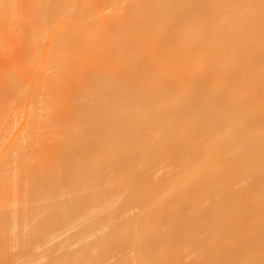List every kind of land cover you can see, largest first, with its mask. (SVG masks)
<instances>
[{
    "label": "rangeland",
    "instance_id": "obj_1",
    "mask_svg": "<svg viewBox=\"0 0 264 264\" xmlns=\"http://www.w3.org/2000/svg\"><path fill=\"white\" fill-rule=\"evenodd\" d=\"M49 1H51V2H49V3H51V6H50V4H47V7H49V8H51L53 5H55V1L56 2H58L57 4H62V2H61V0H55V1H53V3H52V0H49ZM62 1H64L65 3H64V5L65 4H67L68 5V1L69 0H62ZM66 1H67V3H66ZM82 1H84V0H78L77 2L79 3L80 2V4H82V5H80V7H78L79 5H77V6H75V7H78V8H75L73 5L72 6H70L71 4H72V1L70 0V2L69 3H71L70 5H68L69 6V8H68V6L66 5L65 7H64V5L61 7V4H60V6H59V8L55 5V7L56 8H54V6L52 7V8H54L53 10H52V12L49 10V8H46L47 10H49L48 12L49 13H47V12H45L44 11V13H46V14H43V13H41L42 11H39L38 9H37V7L39 6V5H37L36 6V8H33L34 9V11H39V12H32V14L33 13H36L37 15H39V17L37 16L36 17V15H34V18L32 17L31 19H34L33 21H35V23L32 21L31 23H34V24H30V26H28L29 24H27L28 23V21H30V18H28L29 17V15L26 17V16H24L29 10H27V12L25 13V14H21L22 16H24V17H26V18H24V22H22L23 24H27L26 26L25 25H22V23H20L19 22V24L15 21V20H12L11 22H9V18H8V16H7V14H6V18H4L3 20H2V24H1V26H2V30L4 31V32H6V36H12L13 38H10V40H9V45H8V47L7 48H9V50H4V52H6V55H7V57H4V58H6L5 59V61L7 60V62H11V64L13 65V63L14 62H17V63H15V64H19V62H20V67H19V70H17V65H15L14 64V67L12 66V65H10V66H5V65H3L2 67V69H1V72H0V74H4V76H3V74L0 76V80H1V82H2V84H1V82H0V94H2V92H3V90H4V94H6V96L5 95H3L2 94V96L0 95V98H2L3 99V101H2V99H0L1 101H0V161L2 160V162H3V164H2V162H0V167H1V169L3 170V171H1V169H0V172H2V174L5 176L6 174V178H7V176H8V179L7 180H9V183H8V181L6 180L5 182L10 186V185H12L11 184V182L14 180L15 181V178L17 179V181H19V182H21V181H23V174H22V177L23 178H21V174H19L18 173V171L20 172V173H24V172H26V173H24V174H26V175H29V177H32L33 176V178L32 179H30V181H28V182H25V181H27V180H29L28 178L26 179V178H24L25 179V181H23V182H25V183H19V182H12V183H14V185H12L11 187H13V186H15V184L16 185H18V186H15V187H17V188H19V190H21V185L20 184H22V189H27V185H29L28 186V189L27 190H24V191H31V190H35V193H39L38 194V197H39V195L41 194L40 192H42V194H44V197H46L48 200H50V201H52L53 202V204L54 203H56V208H55V210H56V213H55V215H57L56 217H57V220L59 221V220H61L60 222H63V223H66V225H68V230H67V232L68 233H66V235L67 236H69V240L67 239V238H64L63 236H62V238H60L61 240H60V242H62L63 244H64V242H65V244L64 245H61L60 244V242L58 243V240H59V238H57V243L59 244V245H61L60 247H58L59 245L57 244V247H56V250H58L59 251V249L61 248H63L64 246L66 247H69V246H71L72 247V249H70V250H60L59 252H57V251H55V252H57V253H55L56 254V259H55V264H139V260L141 261V259H139L140 257H141V255H142V251H143V254H147V249L144 251V249H143V247H141V244L143 243V242H141L142 241V239H145V238H148V236H153L155 233H158V234H160L159 232V230H161V227L163 228V230L165 231L166 229H165V227H167V226H169V224H172V223H176L177 222V220L176 219H174V216L176 217V218H178L179 219V216L177 215V214H179V212L177 213V211H178V208H181V209H183V210H189V209H195V210H201L204 206H206V205H208L207 203L208 202H210V204H211V201H214V200H216L217 199V197H218V194L221 192V191H223V190H225V189H228V190H232L234 187H235V185L236 184H238V183H240L241 181H243V180H245V179H247L249 176H250V178H249V182H250V184H251V186H254L256 183V180H257V178L258 177H260V176H262L263 174H264V124H259L258 126H253V125H251V124H249V125H247L246 124V122L248 121V120H250V119H253V118H256V117H259V119H260V116H262V114H263V111L261 110V106H249L248 104H244V103H242V104H244L243 106H239V107H236V105L237 104H235V106H233V107H236V108H232V107H228V106H226V104H225V102H221V100H220V104H219V106L220 105H222V104H224V106L222 105V107H213L212 108V106H214L212 103H210V104H212V106L210 107L209 106V103L208 104H206V100L204 99V98H206V97H204V95H202L204 92H203V89H201V90H198V88H197V90L198 91H196V89L194 88L196 85L198 86V84H193V88H194V92L196 91V93L197 94H193V93H191L190 94V96H191V98L193 97L194 98V96H197L198 94H199V92L200 93H202L201 95L199 94V99L201 100V104H203L204 102H205V105H199L200 103H198V104H195V103H192V105H189V107H190V109L188 108H186L185 109V113L187 114V116H185V117H187V118H185V119H181V118H179L178 119V117H176V119H178V123L177 122H175L176 121V119H175V117H173L175 120H172V117H171V120H167L168 119V117L169 116H171V114H170V112H172L170 109H172V108H170L169 110H167V109H165V110H167L168 111V114H167V111H166V113L165 114H163V115H161L160 114V116L159 115H157V116H153V115H150V116H152V118L151 119H156V121L154 120H152V122H150L151 120H149V119H147V120H149L148 122V125H147V127L149 128H147V131H148V134L150 135L151 133L153 134V132H149V131H155V134H156V132H157V130H153L155 127L154 126H156L155 125V123H157V121H158V124H159V129H160V133H161V125H162V127L164 128V126L166 127V126H168V130H170L172 133L173 132H175V133H173L172 135L173 136H170L171 135V133H169L170 131H168L166 128H164L165 130H167L168 132L167 133H169V138L168 139H164V136L162 135V133L160 134V135H162L163 136V140H165V142H163V145L162 144H160V143H158L159 141H161V140H158V142H156V138L155 137H159L160 138V135L158 134L159 132H157V134L158 135H156L155 137H154V135H151V137L152 138H155V139H153L156 143V155H154L155 154V152H154V154H151V153H153L152 151H150V152H148V154H151L150 156L148 155V157H146V158H148L147 160H148V167L149 166H151L150 168H152V169H150L149 171H150V173H148V174H145V176H147V177H144V175H143V178H145L144 180L143 179H141V177H139L138 179H141L142 180V182H140V181H138V182H140V183H137V184H135L136 186H133V187H131L132 185H133V183L131 184V181L129 180V179H127L128 177H127V174L129 173L130 174V172L131 171H135V170H137L140 166L142 167V165H144V163H143V159H145V156H143V155H141V156H143V157H141V158H138V157H136V155H131V153L132 152H135V150H137L136 149V144L135 143H133V138H135L136 136H135V134H133V131H132V128H131V130H130V127H129V125H128V127H127V129H126V125L127 124H131V121L132 120H129V119H133V115L130 113V111L131 112H134L135 114L134 115H136V111H135V109L138 107V105H136L135 104V100L134 99H132L131 97V99H132V101H129V100H131L129 97H128V95H130L131 96V94H129V93H133V91L134 92H136V90L135 89H133L132 90V92L131 91H129L128 92V90L130 89L131 90V87H129L128 86V84L126 85V81H127V79H128V77H129V75H130V77H131V72H130V68H129V70L128 69H126L125 67H129V65H127L125 62H126V60L128 59V57L130 56L129 54H128V50L130 51V48L129 47H126V43H124L125 42V38H124V35L125 34H123V33H125V29L123 30V27H122V25H120V24H122V22H121V16L124 18H122L123 19V24H124V21H125V23H127L131 18H132V16H131V18L129 17V15H132V12L134 11L133 9H128L129 11H132L131 13L128 11V10H126V11H128V12H125L124 10H125V8H124V10H122L121 8L122 7H120L119 5H120V0L118 1V6L117 7H119L122 11H120V12H125V13H123V15L120 13V12H118V13H120V14H117V11L118 10H114V7H113V10L115 11H111L114 15H113V18L112 17H110V16H108L107 18H106V15H109L111 12L110 11H108V10H112V4L114 3H112L111 1L110 2H106V1H108V0H104L103 2H102V0L101 1H99V0H97V1H99V2H101V4H99V5H101V6H97L98 4L96 3V5H94V3L93 2H96V0L95 1H91V3L92 4H90L89 3V5L92 7V5H93V8H94V10H92V8L89 6V8H88V6L86 7V5L85 6H83V3H81ZM113 1H115V3H114V5L115 4H117V2H116V0H113ZM122 1H124V0H122ZM126 1H128V0H126ZM125 1V2H126ZM154 1V0H153ZM153 1L151 2L152 4L150 5V4H148V7H147V11H148V13H146V15H147V17L148 18H146V15H144L145 14V12H140V14H139V16H138V18L140 19V16L142 17V20L144 19V17L146 18V20L144 21H142L141 19L140 20H138L137 19V17L135 18V24H136V22H137V24L136 25H139V24H142V23H146V24H148L149 25V22H150V26H149V28H148V32H151V33H148L147 31H146V33H147V35L146 36H148V37H150V38H152L151 36H153V37H155L156 36V38H157V43H155L156 44V46L154 45V46H152V45H149L148 44V46H152V47H156V49H154V50H156L157 52L158 51H160L161 49H163L165 46H166V44L163 42V39L162 38H164V35H163V33H162V35H161V32H157V28H159V29H161V31L164 29V25L165 24H167V23H169V19H167L166 18V20H165V18L164 19H162L159 23H156L155 24V20L157 19V18H159L158 16H160L161 17V14L162 15H164V17H166V14H167V12H169V9H168V7L166 6V8H165V10L163 11L162 9H164V8H160L161 10H159V9H156V6L154 5V3H153ZM157 1V0H156ZM160 1V0H159ZM159 1H158V5L160 6V4H159ZM74 2L76 3V0H74ZM73 2V3H74ZM84 2H86V1H84ZM88 2H90L89 0L86 2L87 4H88ZM162 1H160V3H161ZM45 3H47L46 1L44 2V4ZM77 3V4H78ZM124 2H122V4H123ZM157 3V2H156ZM85 4V3H84ZM109 4V5H108ZM164 4V3H163ZM163 4H162V6H163ZM43 5V4H42ZM107 5V6H106ZM125 5V4H124ZM124 5H121V6H124ZM165 5V4H164ZM25 6V5H24ZM44 6V5H43ZM82 6V7H81ZM95 6V7H94ZM97 6V7H96ZM116 6H115V9H117L116 8ZM153 8L154 10L156 9V10H158V12L159 13H161V14H159L157 11H154L153 9H152V13H150L149 14V10H151V8ZM26 7V6H25ZM42 7V6H41ZM46 7V6H45ZM61 7V8H60ZM64 7V8H63ZM71 7V8H70ZM74 7V8H73ZM111 7V9H109ZM39 8V7H38ZM91 8V9H90ZM118 8V9H119ZM158 8V7H157ZM35 9H37V10H35ZM43 10H44V8H42ZM45 9V10H46ZM26 10H24L22 13H24ZM56 10V11H55ZM86 11V12H84V11ZM91 10V11H90ZM103 10H104V12L105 13H107L108 12V14H103ZM106 10V11H105ZM168 10V11H167ZM54 11V12H53ZM78 11L80 12V13H78ZM154 11V12H153ZM82 12V13H81ZM90 12V13H89ZM92 12V13H91ZM95 12V13H94ZM156 12V13H155ZM94 13V14H93ZM115 13L117 14V17L118 18H115ZM128 13V14H127ZM154 13V14H153ZM28 14V13H27ZM43 14V15H42ZM79 14V15H78ZM85 14V15H84ZM100 15V16H102L101 18H103V15L105 16L103 19H101L100 20V18H96V17H94L95 15ZM103 14V15H102ZM158 14V15H157ZM49 15V16H48ZM73 15H74V17L75 16H78V17H80V20H79V18H78V20H75V19H77L76 17H75V19H74V17H73ZM111 15V14H110ZM120 16V18H119V16ZM148 15H150V16H148ZM152 15V16H151ZM42 18H41V17ZM62 16V17H61ZM70 16V17H69ZM112 16V15H111ZM43 17H48L47 19H46V21L43 19ZM50 17V18H49ZM51 17H52V19H51ZM97 19V21L94 19ZM150 17V18H149ZM28 18V21H25L26 19ZM37 18V19H36ZM39 18H40V20H39ZM115 21V19H117V21L120 19V23H118L117 24V21H115V22H113V20ZM127 18V19H126ZM42 19H43V21H45V22H43L42 21ZM93 19V20H92ZM99 19V20H98ZM110 20V22L108 23V21ZM127 21H126V20ZM150 19V20H149ZM187 19H188V21H187ZM186 19V21L187 22H189L190 21V18H187ZM47 20H49V21H47ZM59 20V21H58ZM66 20V21H65ZM71 20V21H70ZM103 20H104V22L105 23H103L102 25H104V26H106V25H108L107 26V28L105 27V29H106V31L104 30V27L103 26H101L100 24H101V21L103 22ZM165 20V21H164ZM73 21V22H72ZM74 21H75V23H74ZM81 23H79V22ZM89 21V22H88ZM98 21H100V22H98ZM163 21H164V23H163ZM60 22H62V23H60ZM64 22V23H63ZM73 24H72V23ZM79 24H78V23ZM84 23V25H82L83 23ZM97 24H96V23ZM106 22H107V24H106ZM119 22V21H118ZM141 22V23H140ZM167 22V23H166ZM43 23V24H42ZM58 23V24H57ZM67 23H69V25H68V27L70 26V28H68V27H66V25H64V24H67ZM92 23H94V24H92ZM100 23V24H99ZM41 25V26H43V30L45 29V31H47L46 30V28L47 29H49V27L51 26V29H52V25H53V28H54V30L52 29V31L54 32V34L56 35V37L57 36H61V38H60V36H59V38L57 37V39H55V40H58L59 39V41H57V42H60V40L62 39V36L63 35H67V36H65V38L66 37H69V38H66V39H62L64 42L66 41V44H68V40L67 39H69V40H73V39H71V38H78V37H76V36H78L79 34V36H82L83 34H84V36H86V34H87V36H88V33H90V30L92 29V30H94V28H92V25L96 28V27H98L99 25V27L98 28H103L102 30H98V28H96V30H98L99 32H100V34H101V31L103 32V34H101V35H103L104 37H105V39L106 38H108L107 39V42L105 43V41L103 42V43H105V46H104V44L103 43H99V41H100V37H102V39L104 40V37L103 36H100L99 37V33H98V31L97 32H92V30H91V34H90V37L91 36H96V34H97V36L98 37H94L96 40H97V38L99 39V41H96V42H98V43H95L94 41H95V39L93 40V37H91L90 39L92 40V42H90V40H89V36L87 37V38H83L84 40L83 41H85V39H87V41L89 40V43H90V49H91V47L93 46L92 45V43L94 42L95 43V45L94 46H97L98 44H103V46L104 47H106L107 46V44H108V42H109V38L111 39L110 40V45L112 46L111 48L108 46V47H106V48H104V47H102L101 45V47L102 48H104V50H102L101 49V47L98 45L96 48H92L93 49V51L95 52V50L97 51V53H98V51H99V48H100V52H101V54H102V51H105L107 48L109 49V50H106L105 51V54H104V52H103V56H105L106 54V56H105V58H108L107 56H110V57H112V56H114L117 60H115V61H113V63H112V58H113V60L115 59L114 57H112V58H108L107 60H109V59H111V61H106L105 60V58L101 55L100 56V52L98 53V57L100 56L103 60H105V62L104 61H102V60H100V57L99 58H97V57H95L97 54H96V52L94 53V54H96V55H92L91 57L90 56H88V62L90 61V62H93L92 64H91V66H90V64H88L89 66H87V64H85V62L87 63V61H86V59H85V61L83 60L84 59V52H81V54H83V56H81L80 54V57H82L83 59H81L78 55H74V56H78L80 59V61L82 60V61H84V63L83 62H80V61H78V58H74L75 60H77L78 62H80V64H85V65H83V67L81 68V66L82 65H80V64H76V62L77 61H74V62H72L73 60H71V61H69L70 59H72L69 55V53H70V51H69V55L67 54V52H66V50H69V48L67 49L66 48V45H64L65 43L64 42H62V40H61V42L60 43H63V45H64V47H65V49L66 50H64V49H62L65 53H63V55H66V56H62V54H61V57H60V53H58L57 51L59 50L58 49V45H56V43L54 44V43H52V44H54V46L56 45V47H54V46H52L54 49L56 48L57 49V51L56 50H54L53 48H52V50H50L51 49V45H49V47H47L48 45H45L47 42H49V41H47L48 39H50L51 37V33L50 32H47V34H46V32H44V31H42V29L40 30V28L41 27H39V25ZM87 24V25H86ZM117 25V26H113V29H111L112 28V26H110V25ZM46 25V26H45ZM56 26V31H55V26ZM59 25H64V27H61V26H59ZM75 25V26H74ZM96 25V26H95ZM161 25V26H160ZM162 25L164 26V27H162ZM44 26H45V28H44ZM48 26V27H47ZM59 26V27H58ZM73 26V27H72ZM79 26H81V27H79ZM109 26H110V28H109ZM121 26V28H119ZM156 26H158V27H156ZM58 27V28H57ZM72 27V28H71ZM84 27V28H83ZM175 27V26H174ZM173 27V28H174ZM78 29V31H77V29ZM88 28V29H87ZM90 28V29H89ZM110 30H109V29ZM152 28V29H151ZM173 28H172V30H173ZM38 30L39 32V34H40V32H41V36L39 35V36H32L33 35V31H35L36 32V30ZM50 29V30H51ZM61 29H62V33L60 32L61 31ZM67 30V33L66 32H64V31H66ZM73 29V30H72ZM76 29V30H75ZM109 30V34L110 33H113L112 35H113V37H111V36H109V34L107 33L108 32V30ZM58 30V31H57ZM64 30V31H63ZM74 31V32H72V31ZM117 30V31H116ZM119 30H121V31H119ZM147 30V29H146ZM85 31V32H84ZM108 34V36H105L106 35V33ZM111 31V32H110ZM113 31V32H112ZM118 31L120 32V33H118ZM154 31V32H153ZM56 32L58 33V34H56ZM71 32V33H70ZM83 32V33H82ZM44 33H45V35H44ZM49 33H50V36H49V38L47 39V40H45L46 39V37H48V35H49ZM62 35H61V34ZM65 33V34H64ZM79 33V34H78ZM96 33V34H95ZM95 34V35H94ZM117 34V35H116ZM121 34H122V36H121ZM158 34H160L159 35V37L157 36ZM34 35H35V33H34ZM36 35H37V33H36ZM47 35V36H46ZM52 35H53V33H52ZM71 35V36H70ZM119 35V36H118ZM15 36H17V40H18V42H16L17 44L20 42L22 45H24V46H27L28 47V49H26L27 47H25V52L27 51L28 52V50L30 49L29 47H31V45H32V47H33V42L35 41H37V44L35 43L34 45H36V46H38V48H39V46H40V48H39V50L37 51V52H39V53H32V52H36V50H32V52H30L29 51V53L31 54V56H32V54H33V56H34V54H36V58L37 59H35V60H33V62H35L34 63V65L33 64H31V60L33 59L31 56H29V53L28 54H26V55H24L23 53H25V52H23L22 53V51H23V49H21V55L22 56H20L19 57V55H18V53L19 52H17V54H16V56H18L17 57V61H16V57H14V55H13V53H12V55H11V47H12V45L14 46V42L15 41H12L13 39H15L14 37ZM45 38H44V37ZM36 38V37H41V40H42V43H41V40H40V38L38 39L39 40V42H38V40L36 39V40H31L32 38ZM55 37V36H54ZM115 37V38H114ZM116 37H118V38H116ZM114 38V39H113ZM45 41H44V40ZM52 39H53V36H52ZM51 39V40H52ZM101 39V40H102ZM147 39V41H148V38H146ZM183 39H186V37H184ZM5 40V39H4ZM3 40V41H4ZM80 40V41H79ZM82 39H81V37H80V39L78 38V40H75V41H77L76 42V44H78V41H79V43H81L82 41H81ZM124 40V41H123ZM149 40H152V39H149ZM3 41L2 40H0V45H1V42H2V45L3 44H5V41H7V40H5L4 41V43H3ZM11 41V42H10ZM53 41V40H52ZM51 41V42H52ZM68 41V42H67ZM75 41H74V46H75ZM82 42L81 44H85V45H88L89 43L88 42ZM114 41V42H113ZM116 41V42H115ZM162 41V42H161ZM46 42V43H45ZM71 42V41H70ZM118 42H119V44H118ZM230 42V41H229ZM15 43V44H16ZM50 43V42H49ZM48 43V44H49ZM73 43V41L71 42V44ZM93 43V44H94ZM71 44L68 46V47H72L73 46V44H72V46H71ZM81 44H80V46L78 45L77 47H79V50H76V49H78V48H75V50H74V48L72 47V48H70V49H73L75 52L74 53H76V52H79L80 53V51H82V50H84L82 47H85V46H81ZM83 44V45H84ZM97 44V45H96ZM116 44V45H115ZM125 45L124 47L125 48H123V47H121V46H123V45ZM154 44V43H153ZM92 45V46H91ZM114 45V46H113ZM21 46V45H20ZM19 46V47H20ZM36 46H34V47H36ZM33 47V48H34ZM44 47H46L45 49H47L48 48V51H50V52H46L47 54H50L51 52V54H53L54 53V51H56L57 52V54H56V56H58L59 55V57H60V59L62 58V57H67V56H69L70 57V59H68L67 61H66V59H62V61L60 62L59 61V65L60 66H62L63 65V61L65 60V62H70V65H73L72 67L71 66H69V64H67L68 65V67H70L71 68V70H70V68L68 69V67L66 66V63H64V65H65V67L64 66H62V68L61 67H59V65H56L55 64V61H56V59L55 58H53V60H54V62L53 63H51L50 62V60H51V58L52 57H56L55 55L53 56V55H51V58H50V56L48 55V56H45L46 55V53H45V51H43L44 52V54H42V50H44ZM80 47L82 48L81 50H80ZM86 47H88V46H86ZM85 47V48H86ZM114 47V48H113ZM7 48H5V49H7ZM43 48V49H42ZM62 48H63V46H62ZM125 51V52H127V54L122 50V49ZM127 48V49H126ZM129 48V49H128ZM32 49V48H31ZM35 49V48H34ZM36 49H37V47H36ZM91 49V50H92ZM110 49H111V55H110ZM113 49V50H112ZM114 49H115V51H114ZM41 50V51H40ZM54 50V51H53ZM61 50V51H62ZM86 50V49H85ZM84 50V51H85ZM91 50H90V52H91ZM102 50V51H101ZM164 50H166V49H164ZM87 51V52H86ZM85 52V54L86 55H88L90 52H89V50L87 49ZM107 51L109 52V53H107ZM113 51H114V53L116 54V55H114L113 54ZM41 52V53H40ZM73 52V51H72ZM89 52V53H88ZM118 52V53H117ZM119 52H120V54H119ZM122 52V53H121ZM170 52V51H169ZM0 53H3V51L2 52H0ZM8 53V54H7ZM93 52H91L90 54H92ZM186 53V52H185ZM131 54V53H130ZM40 55H43V56H41V57H43V58H41L42 60H44L45 61V58L44 57H49L48 59H50L49 61L47 60V58H46V63L45 62H43V63H45L46 65H47V63H50V64H53V66H54V64L57 66V68L59 67V70H58V72L59 73H61L62 71H60V69H68V70H70L71 72H70V74L72 73V75H75L77 72L79 73V75L80 76H83V74H84V72L88 69V68H91L92 67V65L94 64V66H93V68L95 67V65L97 66V70L98 71H100L101 69H103V67H106V65H107V63H109V64H111V65H113L114 64V66L115 67H110V65H108L109 67H107V68H105L103 71L101 70V72H100V74H101V76H98V74L96 73L97 71L96 70H94V69H96V68H92L91 70L90 69H88V71H91V72H88L87 71V73L90 75H93V71L92 70H94L95 71V73H94V75H93V77H90L88 74V76L86 75L85 77L87 78H89V80H91V78H94V77H96V76H98V77H101V79H99L98 77H96L97 78V80L100 82V84L101 85H103L102 86V88H99L98 86H100L101 87V85L99 84V82L97 81V83H95L96 81H95V79L96 78H94L93 80H92V82L94 81V83H95V85L96 84H98V86L96 87V88H94L95 86H94V83L92 84L91 83V81H89V80H86L85 81V79L86 78H82L81 77V80H79L80 79V76H78V74H77V77L75 78V77H73L72 78V76L69 74V73H67L66 71H68V70H66V71H64V73H61V77H62V75H63V80H62V78L60 79V80H62L61 82L62 83H60L59 81L60 80H58L57 82H59V84H61V86L62 87H58V86H60L59 84H57L58 86V89H60L61 90V92L65 89V91H66V87H67V85H68V87H67V89L69 90V89H73L74 88V86L73 85H75V79H77L78 77V82H80V81H82V82H87V81H89V83H85L84 84V87L85 88H83V83H81L80 82V84L77 82L76 83V85L78 84V85H80V87H82V88H80L79 90L80 91H82L83 92V94H81L80 92H78L79 90H77V88L79 87V86H76L75 85V87L76 88H74V90H73V92L75 93V91H76V94H79V96H81V97H84V93H87L88 94V96L85 94V97L87 98H81V97H79V96H77V95H71V91H69V93L67 92H65L66 94H63V96L65 97V95L67 96V94L69 95H71V97H72V100L73 99H76V98H79V99H81V100H79L80 102H79V106H78V108L76 109L75 108V110H74V113L73 114H75L76 113V110H79V108H80V110L83 112V114L82 113H80V111H77V113L75 114V115H77V114H79V115H77L78 116V118H80V119H78V121L77 122H75L76 120L75 119H73L74 120V122L75 123H73L72 121H69V120H71L72 119V116H70V113L68 114V113H66V111H68L69 112V109L72 111V108L71 107H68V108H66V106H63L62 104L63 103H65V102H63V96H62V98H61V100H62V102H61V100H60V102H61V106L60 107H65L66 108V110H65V115L68 117V115H69V117L67 118V119H69V120H67V121H65V120H63V119H65V116H64V114H63V116L64 117H61L62 116V114H61V110L62 109H60V112H57V111H59L58 110V108H56V107H59L57 104H60V102H59V100H58V103L56 104V100H57V98H56V96L58 97V95H60V97H61V95H62V93L61 92H59V94H58V92H56L55 91V93H56V95H55V93H54V95H52V92L51 91H49L48 90V92H47V94H51V96L50 97H48L49 99H50V101L51 100H53V98H56V100H55V102L53 101H49V103L47 104V103H45L46 101H47V97L46 96H44L45 98H46V101H45V98L43 97V95H45L46 93H44V92H46V90L50 87H52V89L53 88H56L57 89V87L56 86H51L50 84H48V85H50V86H48V88H47V86H46V88L47 89H45V91L43 92V95L42 94H40L39 92H40V88L42 87V85H40L39 83H36V82H38V81H41V80H45V81H47L46 79H45V77L47 78V75H45V74H47L46 72L44 73V71H47L48 70V68H50V71H51V67H49L48 65H50V64H48L47 66L46 65H44L43 63H42V65H44L45 66V68L47 67V70H45V68H44V66H43V68L41 67V65H39V64H41V59H40ZM72 54H71V56H73ZM123 55H124V57H123ZM73 56V57H74ZM97 58L96 60L98 61V60H100L101 62H97L96 60H95V58ZM32 59H31V58ZM68 57V58H69ZM57 58V64H58V60H60V59H58V57H56ZM126 59V60H125ZM91 60H93V61H91ZM122 60V61H121ZM52 61V60H51ZM186 61V60H185ZM188 62L189 61H191V60H187ZM38 62V63H37ZM73 64H72V63ZM77 62V63H78ZM107 62V63H106ZM111 62V63H110ZM115 62V63H114ZM192 62V61H191ZM105 63V64H104ZM122 63H124V64H122ZM193 63V62H192ZM258 63H261L260 61L258 62ZM4 64H6V62L4 63ZM62 64V65H61ZM99 66H98V65ZM104 64V65H103ZM118 64V65H117ZM148 64V63H147ZM146 64V65H147ZM187 64H189V63H186V65ZM209 64H211V62L209 63ZM262 64V63H261ZM75 65H78V66H80V67H78V69H77V67L75 66ZM120 65V67L121 66H123L124 67V71H123V69H122V67H121V69L122 70H119V68L120 67H118ZM17 68H16V67ZM37 66V67H36ZM51 66V65H50ZM52 66V67H53ZM144 66H145V64H144ZM188 66H191V63H190V65H187V67ZM11 67V68H10ZM21 67H22V69H21ZM85 67V68H84ZM88 67V68H87ZM101 67V68H100ZM138 67V66H137ZM16 68V69H15ZM36 68H38V69H36ZM40 68H41V70H43V74H44V76L45 77H42V78H40V77H38L39 76V74L38 73H40ZM56 68V67H55ZM54 67H53V69H55ZM57 68H56V70H57ZM87 68V69H86ZM98 68H100V69H98ZM109 68H111V71H109L110 69ZM140 68H142V66L140 67L139 66V68H137L138 70H139V72H140ZM158 68H160V67H158ZM258 68V66L256 67V69ZM11 69V70H10ZM33 69H35V70H33ZM52 69V70H53ZM81 69V70H80ZM83 69V70H82ZM86 69V70H85ZM108 70V72H107V70ZM114 70V76H113V70ZM118 71H117V70ZM135 70V72H138V70L136 69V68H132V70ZM14 70V71H13ZM17 70V71H16ZM56 70H53V71H56ZM76 70V71H75ZM77 70H80L81 71V73L79 72V71H77ZM106 70V71H105ZM131 70V71H132ZM21 71V72H20ZM39 71V72H38ZM49 71V75H50V73L52 74V72L53 71H51L50 72ZM72 71H74V72H72ZM117 73H121V74H116V72ZM125 71H128V72H125ZM158 71V70H157ZM162 71L163 72H165L164 71V69H162ZM190 70H188V72H189ZM34 72V73H33ZM66 72V73H65ZM153 71H151V75H153V73H152ZM162 72V73H163ZM18 73H20V75L18 74ZM23 75H22V74ZM36 73V74H35ZM42 73H41V76H42ZM102 73L104 74L105 73V75L104 76H109V78L108 79H106L107 78V76H106V78L105 77H103V75H102ZM111 73H112V76L114 77V79H112L111 77H110V75H111ZM127 73V74H126ZM149 73V72H148ZM158 73V72H157ZM157 73H155L156 75H157ZM219 73L220 72H218V76L220 77V75H219ZM222 73V72H221ZM220 73V74H221ZM14 74V75H13ZM56 75V72L54 73L53 72V74L52 75H50V77L52 76V77H54L53 75ZM65 74H67V75H69V76H67V75H65ZM126 76V78L124 77V75ZM142 74H144V73H142ZM147 74V73H146ZM150 74V73H149ZM149 74H148V79L150 78V76H149ZM160 74H161V71L159 72V77L161 78L162 76H160ZM187 74V72H183L182 73V78L181 79H183V80H185L184 81V83H187L186 85H187V87H185V86H181L182 88H181V91L182 92H179V90L177 89V86L176 85H180V83H178V80H179V76L180 75H178V77L176 76V78L178 79V80H171V81H177V84H174V86H176V88L174 87V86H172V87H174V88H171L170 87V89H168V88H161V87H159L158 88V86H160V85H157L155 88V90H157V89H159L158 91H160V89L161 90H163V92L165 93V95H164V93L162 92V91H160L159 93H158V91L156 92L157 93V95H155V96H160V97H165V98H167V97H170L169 95H172V96H174V95H176V94H178V93H183L182 95H186V94H189L188 92H190L191 91V89L189 90V88L191 87L190 85H191V82H190V85H188V82H189V80H188V82H187V79H188V77H186L185 78V76H187L186 75ZM48 75V76H49ZM117 75V76H116ZM123 76V78L121 77V79L119 80V78L120 77H118V76ZM167 75H168V73H167ZM189 75H190V73H189ZM188 75V76H189ZM191 75H194V77H195V74L193 73V74H191ZM38 77L37 79H38V81H35V79H34V77ZM59 76V77H60ZM69 79V84H66V80H68L66 77ZM76 76V75H75ZM155 75H153V76H151L152 77V79H153V77H154ZM222 76H223V74H222ZM2 77H5V78H7V79H5V85H6V87H5V85L3 84V79L4 78H2ZM9 77H10V79H9ZM14 77H15V79H14ZM31 77H32V79H31ZM52 77H51V80H52ZM58 77V76H57ZM57 77H54V79H56ZM59 77H58V79H59ZM72 79H74V80H71V78ZM102 77L104 78V82H105V85H104V82H102ZM164 77H166L165 76V74H164ZM217 77V76H216ZM41 80H40V79ZM65 78H66V80H65ZM87 78V79H88ZM117 78V79H116ZM155 78V77H154ZM157 78V77H156ZM191 79H192V77H190ZM50 79V78H49ZM84 81H83V80ZM110 79H111V81H110ZM124 79L126 80V81H124ZM175 79V78H174ZM7 80V81H6ZM9 80V81H8ZM31 80H32V82H31ZM57 80V79H56ZM55 80V81H56ZM71 80V81H70ZM107 80V81H106ZM118 80V81H117ZM128 80H130V78L128 79ZM160 80V79H159ZM22 81V82H21ZM54 81V80H53ZM72 81H73V83L74 84H72ZM108 81H110V82H108ZM116 81V82H115ZM148 81H150V79L148 80ZM21 82V83H20ZM50 82V81H49ZM57 82H54L55 84H52V82H51V84L52 85H56V83ZM63 82H65V84L63 83ZM67 82V83H68ZM71 82V83H70ZM109 84V87L107 88L106 87V84L107 83ZM124 82V83H123ZM179 82H181V80H179ZM206 82H207V80H206ZM209 82L210 81H208V84H209ZM34 83V84H33ZM44 83V85H43V88H42V90L45 88V85H46V83H48V82H42V84ZM103 83V84H102ZM127 83H129V82H127ZM182 83V85L184 84L183 83V81L181 82ZM8 84V85H7ZM29 84H30V86H29ZM34 85V86H31V85ZM37 84V85H36ZM39 84V85H38ZM70 84H72V86H71V88L69 87L70 86ZM119 86H117V85ZM121 84H123V86H121ZM125 84V85H124ZM207 84V85H208ZM213 84V83H212ZM82 85V86H81ZM86 85V86H85ZM87 85H89L88 87H89V89L87 88V90L85 91V89H86V87H87ZM113 85V86H112ZM178 85V86H179ZM36 86V87H35ZM37 86H41L39 89H37ZM94 86V87H93ZM106 87V89H104L105 87ZM123 87V88H125L124 89V91L125 92H128V94L126 93V95H123V93L125 94V92L123 91V88H121V87ZM124 86H126V87H124ZM213 87H215L214 85H212ZM64 87V88H63ZM92 87H93V89H92ZM113 87V88H112ZM129 87V88H128ZM184 87L186 88V90H189L188 92H185L186 90L184 89ZM199 87V86H198ZM207 88H208V86H206ZM204 88V90L206 91V90H208L207 88ZM227 87V86H226ZM225 87V88H226ZM1 88H3V90L1 89ZM20 88V89H19ZM61 88H63V89H61ZM99 88V89H98ZM120 89V90H117V89ZM126 88H128L127 90H126ZM27 89V90H26ZM34 89V90H33ZM38 91H37V90ZM81 89H83V90H81ZM96 89H98L97 91H96V93L97 92H99L100 94H98L97 93V95H101V93H102V95L101 96H97L96 95V93H95V90ZM169 90V91H167V90ZM172 89V90H171ZM176 89L178 90V91H176ZM55 90V89H54ZM54 90H52V91H54ZM88 90H89V92H88ZM104 90V91H103ZM105 90H107V91H105ZM111 90V91H110ZM114 90H116L118 93L117 94H119V95H123V97L121 98V96H116V92L114 91ZM139 90H141V88H139ZM155 90H153V91H155ZM171 90V91H170ZM193 90V89H192ZM213 90L215 91V89L213 88ZM226 90H228V88L226 89ZM5 91H6V93H5ZM35 91H37V94H36V92ZM91 91V92H90ZM94 91V92H93ZM100 91H103V92H106V93H104L105 95H103V92H100ZM110 91V92H109ZM120 91H122V94L120 93ZM153 91H152V93H153ZM208 91H212V90H208ZM220 91V90H219ZM219 91H217V92H219ZM230 91V90H229ZM51 92V93H50ZM64 92V91H63ZM72 92V93H73ZM93 92V93H92ZM107 92L109 93V94H107ZM220 92H222V91H220ZM224 92H225V90H224ZM224 92H222V94H224ZM41 93H42V91H41ZM95 93V94H94ZM138 93H140L139 91H138ZM163 93V94H162ZM207 93V92H206ZM206 93H204V94H206ZM209 93V92H208ZM228 93V92H227ZM227 93L225 92V94L227 95ZM247 93H249L248 91H244L243 93H242V95H245V94H247ZM36 94V95H35ZM46 94V95H47ZM58 94V95H57ZM94 94V95H93ZM211 94V93H210ZM210 94H208V95H210ZM219 95H221L220 93H218ZM218 94H217V96H218ZM232 94V93H231ZM230 94V95H231ZM36 97H35V96ZM42 96L43 97V102H44V104H46V105H49V104H51V105H49V106H53V104L55 103L57 106L56 107H54V109L56 108V113H54V112H49L50 114H53V115H51L52 117L54 116V117H56V118H54V119H56L55 121H56V123H54L55 121L53 120V119H51V120H53V121H51V120H49L50 118H48L47 117V113H46V116L44 115L45 113H44V111H47L48 109H52L51 107H47L46 105H44V106H42V107H44V109L45 110H43L42 109V107H41V109L40 110H42L41 112H42V114L45 116V117H47V120H46V118H44L45 119V121H43V119L41 120L39 117H40V115L42 116V114H40V115H37L36 113H38L39 114V112L38 111H40L39 110V105H40V103L42 104L43 102H38V101H36V99L37 100H42L41 99V97L40 96ZM49 95H47V96H49ZM93 95V97H94V99H93V97H91ZM106 95H108L107 97H106ZM161 95H164V96H161ZM168 95V96H167ZM207 95V94H206ZM225 95V96H226ZM32 96V97H31ZM34 96V97H33ZM39 96V97H38ZM74 96V97H73ZM77 96V97H76ZM93 99L92 101L91 100H89V99H91L90 97ZM96 96V97H95ZM104 96L106 97V98H104ZM110 96H111V98H110ZM112 96H114L115 98H112ZM189 95L188 96H185V97H190ZM222 96H224V95H222ZM225 96L223 97V100L222 101H224V98H225ZM228 96H229V94H228ZM38 97V98H37ZM76 97V98H75ZM97 97H98V99H97ZM102 97V98H101ZM203 97V98H202ZM218 97H220V96H218ZM230 97V96H229ZM231 97H232V95H231ZM34 98V99H33ZM40 98V99H39ZM52 98V99H51ZM68 98H70V96H68ZM67 97H65V99H68ZM97 100H96V99ZM116 98H118V99H116ZM123 98H126V100L128 101H126L125 99H123ZM127 98H129V99H127ZM191 98H189L188 100H190ZM198 98V97H197ZM226 98H227V96H226ZM31 99V100H30ZM71 99V98H70ZM85 100V102H83V100ZM102 99H104V100H102ZM107 99V100H106ZM109 99H111V100H109ZM112 99H115V100H112ZM119 99H121V100H119ZM123 99V100H122ZM221 99V98H220ZM8 100V101H7ZM71 100V101H72ZM86 100H89V101H86ZM98 100H100L99 102H98ZM110 102H109V101ZM118 100V101H117ZM124 100H125V102H124ZM134 100V101H133ZM30 101V102H29ZM33 101V102H32ZM66 101V100H65ZM70 100H69V102H68V100H67V102L68 103H66L67 104V106H70V102H71ZM81 101L83 102V103H81ZM105 101H107L106 102V104L104 103ZM4 102V103H3ZM74 102H77L76 100H73L72 101V103H73V107H75V103ZM90 102H92L91 104H90ZM93 102H94V104H93ZM96 102V103H95ZM98 102V103H97ZM112 102V103H111ZM121 102H124L125 104H126V102H127V104L123 107L122 105H124V103H121ZM131 103V105L132 106H135V107H131V105H130V103ZM30 103V104H29ZM33 103H35V104H33ZM37 103V104H36ZM38 103H39V105H38ZM78 103V102H77ZM89 106V105H94V106H90V107H88L86 104ZM114 103V104H113ZM115 103H117L118 105L116 106L115 105ZM121 103V104H120ZM217 103V102H216ZM5 104V105H4ZM29 104V105H28ZM55 104H54V106H55ZM85 106H84V105ZM101 104V105H100ZM149 105L151 104V106H152V104H154L152 107H148V109L149 110H151V111H153L154 112V109H155V106L157 105V104H155L154 103V100H152V102L150 103H148ZM185 104V103H184ZM218 104V103H217ZM240 104V103H239ZM37 105V106H36ZM65 105V104H64ZM77 105V104H76ZM80 105L82 106V108L84 109V108H86L87 109V107H88V111L86 110V111H83V109H81V107H80ZM114 107V108H112V106ZM115 105V106H114ZM128 105H129V107H131L130 109L128 108ZM148 105V106H149ZM193 105H195V106H193ZM27 106V107H26ZM31 106V107H30ZM47 108H46V107ZM71 106H72V104H71ZM95 106H97V107H95ZM99 106H100V108H99ZM111 106V107H110ZM120 106V107H119ZM121 106H122V108H121ZM192 106V107H191ZM218 106V105H217ZM238 106V105H237ZM33 107V108H32ZM77 107V106H76ZM93 107H95L94 109H93ZM117 107L118 108H120V109H117ZM30 108V109H29ZM36 108H38L37 110L38 111H36L35 109ZM125 108L126 109H128L129 110V112H127V110H125ZM163 108V107H162ZM54 109H52L51 111H53ZM68 109V110H67ZM89 109H91V110H89ZM93 109V110H92ZM98 109V110H97ZM112 109H114V110H112ZM29 110V112H27ZM116 110V111H115ZM119 110H121V111H123V110H125V111H123L124 112V114L125 115H123L122 113L123 112H118ZM137 110V109H136ZM147 110V109H146ZM159 110V109H158ZM158 110L157 111H155L154 113H152L151 111L149 112V111H147V112H149L150 114L152 113V114H157L156 112H158ZM173 111L175 110V109H172ZM186 110H188L187 112H186ZM191 111V113L193 112V111H198V112H204V113H206L205 114V116L204 117H202V118H198V122H197V124L196 125H192L191 124V121H192V119L193 118H191V115H190V111ZM55 111V110H54ZM64 111V108H63V110H62V113H64L63 112ZM93 113H92V112ZM99 111H100V114H99ZM118 112L119 113V115H120V117L118 118V119H121V115H123V117H122V119L124 118V121L125 122H127L125 125H124V123H122L123 121L122 120H117V118L116 117H118L119 115H118V113L116 114V113H114V112ZM170 111V112H169ZM184 111V110H183ZM182 111V112H183ZM79 112V113H78ZM91 112V113H90ZM31 113V114H30ZM33 113H34V115H33ZM61 114V116H59V114ZM87 113H89L90 115H91V119H89L90 117L89 116H87V115H85V114ZM98 113V114H97ZM128 113H130V117L128 118ZM144 113H145V111H144ZM184 113V115H186ZM54 114H56V115H58V116H55ZM80 114H82L81 116H80ZM88 114V115H89ZM116 116H115V115ZM126 114H127V116H126ZM146 114V113H145ZM170 114V115H169ZM219 114H224V116L222 117L221 116V118H218V119H215L216 117H218L217 115H219ZM33 115V116H32ZM84 115H85V117H89L88 118V120H87V118H85L84 117ZM99 115V116H98ZM118 115V116H117ZM164 115L165 116H167L166 118V120L164 119L165 117H164ZM181 115H183V113L181 114ZM181 115H179L180 117H182ZM44 116H42V118L44 117ZM51 116H49V117H51ZM77 116H73V118H77ZM80 116V117H79ZM101 116V117H100ZM149 116V114H147V117ZM162 116V117H161ZM30 117H33V118H30ZM51 117V118H52ZM62 118L61 119V121H63L64 123H65V127L63 128V126H62V123L60 124L59 122V124L57 123V120L59 119V118ZM100 117V118H99ZM132 117V118H131ZM136 117V116H135ZM134 117V118H135ZM144 117H145V115H144ZM155 117H158V118H155ZM220 117V116H219ZM149 118V117H148ZM183 118V117H182ZM127 119V120H126ZM136 119V118H135ZM135 119H133V120H135ZM144 119V118H143ZM161 119V120H160ZM181 119V120H180ZM186 119H187V121H186ZM220 119V120H219ZM39 120H41V122H43V123H46L47 121H49V122H47V125L45 124V126H44V124H43V126H40V125H42V124H40V123H38V122H40ZM60 120V119H59ZM113 120H115V123L116 124H114V121ZM117 120V121H116ZM87 121V122H86ZM112 121V122H111ZM141 121V120H140ZM173 121H174V123H173ZM51 122L53 123V124H58V126L59 125H61L62 127V129H60V134L58 133V131L59 130H57V129H55V130H53V126H55V125H53V124H51ZM69 122V123H68ZM108 122H110V125H109V123ZM129 122V123H128ZM134 122H136V120L135 121H133L132 122V124H134ZM138 122H139V120H138ZM143 122V121H142ZM165 122V123H164ZM37 123H38V125H37ZM63 123V124H64ZM66 123H68L69 125H70V123H72L73 124V126L75 125L76 126V128H79L82 124V127H84V128H81L80 129V131L77 129V131L79 132H71L70 130H72V129H70V130H68V128L66 127ZM123 124V126L121 125V124ZM137 123V122H136ZM48 124H49V127H48ZM50 124L51 125H53L52 126V128H50L51 126H50ZM72 124L69 126L68 125V127H71L72 126ZM115 125V126H113V125ZM121 125V127L119 128V125ZM140 124V126H142L143 124H144V122H143V124L140 122L139 123ZM142 124V125H141ZM152 124H154V125H152ZM157 124V125H158ZM165 124H168V125H165ZM77 125H78V127H77ZM149 125H152V126H150V127H153V129H150V127H149ZM256 125V124H255ZM38 126V127H37ZM47 126V128H44V127H46ZM58 126H56L55 128H57ZM72 126V127H73ZM111 126H112V128L113 129H111ZM116 126H117V128H118V130H116ZM132 126H134V125H132ZM139 126V125H138ZM35 127H36V129L37 128H39V127H41L40 129H35ZM43 127V128H42ZM124 127V128H123ZM156 127H158V126H156ZM58 128H60V126L58 127ZM66 128V129H65ZM114 128H115V130H114ZM27 129H32V132H33V130L36 132H38V130H39V133H41V136H38V138L40 139V141H39V139L37 138V140L35 139L36 137H37V135L35 134V132H33L31 135H28V133L30 132L31 133V131L29 130V132H28V130ZM41 129H43V130H41ZM48 129H51L50 131H53L54 132V134H56V135H60V139H61V135H62V139L64 140H58V142L60 141V145H58V143H54L53 141H54V139H50L51 138V136L52 137H54L53 135H51L50 136V134H48L49 133V130ZM121 130V132H119L120 130ZM122 129H123V133L125 134V132H126V134L128 133V131H132V136L131 135H128L129 133H131V132H129L125 137L123 136V140L122 139H120L121 141H123V145H122V143H121V145H120V143L119 142H121V141H119V140H117L116 142H114L113 140H112V138L113 137H111V136H113L112 134H114V138L115 139H117V138H120L123 134H122ZM126 129V130H125ZM129 129V130H128ZM156 129V128H155ZM26 130V131H25ZM48 130V131H47ZM62 130V131H61ZM63 130H66V135H68L69 134V137L68 136H63V133H64V131ZM73 130H74V128H73ZM103 130H105L104 132H103ZM125 130V131H124ZM128 130V131H127ZM164 130V131H165ZM25 131V132H24ZM41 131V132H40ZM45 131V132H44ZM109 133H111V134H108V132ZM114 131H116V133H118V135L114 132ZM26 132H28V133H26ZM36 132V133H37ZM69 132H71V133H73V135H70V133ZM134 132H135V130H134ZM163 132V131H162ZM249 133L250 134V140H251V142L253 143H248V142H245V141H243V135H244V133ZM44 133V134H43ZM75 133V134H74ZM105 133H107L106 135H105ZM119 133L121 134V135H119ZM147 133V132H146ZM166 133V134H167ZM179 133V135L180 136H178L177 134ZM26 134L28 135V137H32V135H34V138H32L31 140L32 141H30V139H29V143H28V141H26V140H28L27 139V137H26ZM47 134L50 136H48V140H47ZM65 134V133H64ZM138 134V133H137ZM174 134H175V136H174ZM38 135H40V134H38ZM55 135V136H56ZM109 135V136H108ZM116 135V136H115ZM141 136H142V134H140ZM140 135H138L137 137H139ZM149 135H148V137H149ZM168 135V134H167ZM176 135L178 136V137H176ZM36 136V137H35ZM45 136V137H44ZM72 137V139H71V137ZM133 137V138H130V140H129V138H127V140H126V137ZM144 136V135H143ZM142 136V137H143ZM43 137V138H42ZM68 137V138H67ZM166 138H167V136H165ZM66 138V139H65ZM75 138V139H74ZM108 138H111V139H108ZM122 138V137H121ZM150 138V137H149ZM151 138V139H152ZM159 138H157V139H159ZM44 139H45V141H44ZM56 139H57V137H56ZM59 139V138H58ZM69 139V140H68ZM74 139V140H73ZM114 139V140H115ZM46 140H47V142H46ZM51 140V143H53V144H57L58 146L57 147H59V148H57V149H60L59 151L61 152V155H59L60 154V152L58 151V153H57V156H55L56 158H59L58 157V155L59 156H61L60 157V161H61V163H59L58 161H54V159H56V158H54L53 156L54 155H56L55 154V150H56V146L54 145H52V146H50L49 145V147H48V145L47 144H49L50 142H48V141H50ZM53 140V141H52ZM66 140V141H65ZM70 140H71V143H68V141L70 142ZM78 140V141H77ZM129 140V141H128ZM149 140V139H148ZM152 140V143H154V141ZM162 140V141H163ZM168 140V141H167ZM23 141V142H22ZM25 141V142H24ZM33 141H39V144H37V143H35V144H37V146H38V148H40V146L39 145H41V148H40V150H38V149H36L37 148V146L35 147L33 144V147H31L30 145H28V144H31ZM42 141V142H41ZM72 141H74V143L72 142ZM77 143H76V142ZM166 141H167V143H166ZM40 142H41V144H40ZM43 142H46V143H43ZM56 142V141H55ZM64 142H65V147L64 146H61V145H63L64 144ZM82 142V143H81ZM13 143H15V144H13ZM27 143V144H26ZM83 144V143H85L84 145H81V144ZM119 143V144H118ZM148 143H150V141L148 142ZM151 143V144H152ZM12 144V145H11ZM46 144V145H45ZM70 144H75L73 147L70 145ZM77 144H78V147H77ZM80 144V145H79ZM88 144V145H87ZM95 144H98V145H95ZM118 144V146H116ZM131 144H133L132 146L134 147V144L136 145L134 148L131 146ZM155 144H154V146H155ZM25 145H28L30 148H32L33 150V152H31V150H30V152H31V154L29 153V154H26L25 153V150H24V148H25V146H24V148H23V146ZM44 145H45V147H44ZM92 145H94L93 146V148H91L92 147ZM101 145V146H100ZM148 145H150V144H148ZM159 145V146H158ZM164 146V147H168V149H170L171 147L172 148H175V150H176V153L174 154V155H172V156H167V154H166V156H164V154H163V156L162 155H158L157 153H159V151L158 150H161L162 148H164V147H162L161 148V146ZM170 145V146H169ZM20 146H22V147H20ZM86 146V150H84V147ZM87 146L88 147H90V148H88L87 149ZM99 148H98V147ZM130 146H131V150H129V148H130ZM27 147V146H26ZM46 147H48V148H46ZM50 147H52L53 149L55 148V150H53L52 148H50ZM63 147V148H62ZM120 149H119V148ZM138 147V146H137ZM150 147V146H149ZM148 147V148H149ZM158 147H160L161 149H159ZM170 147V148H169ZM19 148H21L22 149V151L20 150V151H18L19 150ZM44 148H46V149H44ZM82 149V150H78L77 151V149ZM96 148H98V149H96ZM140 148V147H139ZM139 148H138V151H139ZM151 148H153L152 147V145H151ZM165 148V149H166ZM218 148H221V149H223L222 151H225V152H228V151H230V153H228V154H230L229 155V159H224V158H220V159H218V156H221L220 154H219V152H218ZM26 149V148H25ZM50 149V151H52L53 150V152H54V155L52 154V152H50V156H52V158H54L53 159V162H51L52 160V158L49 156V152H48V150ZM115 149H118V150H115ZM24 150V151H23ZM26 150H28V148L26 149ZM36 150H38V152H40L39 154H38V152L36 151ZM47 150V151H46ZM120 150V151H119ZM133 150V151H132ZM150 149H148V151H149ZM163 150V149H162ZM167 150V149H166ZM29 151V150H28ZM35 151L37 152L36 154H32V153H35ZM79 151H81V152H79ZM85 151V152H84ZM117 151H119V152H117ZM127 151H131L130 152V154H129V156L131 155L132 157H131V159H130V157H128V159H130V161L132 160V162H130L129 163V161H128V163H126L125 162V160L127 161V154H126V152ZM158 151V152H157ZM168 151V150H167ZM167 151H162V152H167ZM5 152V153H4ZM42 152V153H41ZM76 152V153H75ZM78 152V153H77ZM129 152H127V153H129ZM161 152V151H160ZM45 153V154H44ZM67 154V157H66V154ZM23 154H25L24 156H22ZM41 154V155H40ZM227 154V155H228ZM14 155V156H13ZM27 155H28V159H27ZM33 155V156H32ZM35 155H36V157H35ZM38 155H40L39 157H37ZM63 155H65V157L66 158H63V159H65V161L62 159V157H64ZM121 155V156H120ZM123 155H125L126 156V159H125V156H123ZM17 156V157H16ZM26 156V157H25ZM44 156H45V158H44ZM124 157V159L125 160H123V158L121 159L120 158V160H119V157ZM135 156V157H134ZM139 157H140V155H138ZM6 157V158H5ZM23 157V158H22ZM24 157H25V159L27 160V161H30V159H32L33 161L32 162H34V161H36L37 163L39 162V164H37L36 162H34L33 164H37V165H39V166H32V162H30V163H27V162H24L23 160L21 161V159L20 158H22V159H24ZM116 157H118L117 158V161H115L114 160V158H116ZM17 160H20V162L23 164V166H24V163H25V165L26 164H31L30 166H32V167H29V165L26 167V166H24V167H26L27 168V170L25 169V168H22L23 166H20V165H22L21 163H18L17 161H15V159ZM34 158H37V160H35ZM24 159V160H25ZM51 160L50 162L48 161V160ZM133 159H134V162H133ZM8 160H9V162H10V165H9V162H8ZM45 160V161H44ZM46 160H47V162H46ZM56 160H59V159H56ZM119 160V161H118ZM146 160V161H147ZM123 161H124V163H123ZM55 162H58L57 163V165H55L56 163ZM106 162H108V166H106L107 164H106ZM136 162H137V164H136ZM6 163V164H5ZM17 163V164H16ZM41 163H43V164H41ZM51 163H54V165L53 164H51ZM106 165H105V164ZM2 164V165H1ZM8 164V165H7ZM14 164H15V167H13L14 166ZM49 166H48V165ZM103 164V166H104V168H105V170L106 169H108V167L111 165H113V167H109L110 169H111V171L109 170H103V169H101L102 167H101V165ZM110 164V165H109ZM118 164V165H117ZM16 165H18L19 167H21L22 168V170L23 169H25V170H23L22 172L19 170V169H21V168H17V166ZM115 165V166H114ZM116 165H117V168L116 169H114L115 167H116ZM3 166V167H2ZM9 166V167H8ZM12 167V169H11V167ZM47 166V167H46ZM4 167H5V169H4ZM6 167H8V169H10V170H8ZM29 167V168H28ZM36 167V168H35ZM14 168V169H13ZM38 169V170H34V169ZM48 170H47V169ZM6 169H7V171H6ZM16 169V170H15ZM18 169V170H17ZM30 169H32V171L30 170ZM41 169V170H40ZM113 169V170H112ZM120 169V170H119ZM16 172H15V171ZM114 170H116L115 172V174H114V172H112V171H114ZM148 170V169H147ZM6 171V172H5ZM148 171V172H149ZM15 172V173H14ZM28 172V173H27ZM32 172V173H31ZM40 174H39V173ZM41 172H44V173H41ZM9 173H10V178L12 179H10L9 178ZM13 175H12V174ZM37 173H38V175H37ZM147 173V172H146ZM16 174H18L17 176H16ZM34 174L36 175L35 177H34ZM160 174H163V176H160ZM3 175H0L2 178H4L3 177ZM26 175H24V176H26ZM30 175H32V176H30ZM42 175V176H41ZM103 176V177H102ZM208 176H209V178H208ZM223 177V178H225L224 180H217V177ZM15 177V178H14ZM103 179H102V178ZM126 177V178H125ZM105 178H107V180L105 179ZM125 178V179H124ZM208 178V179H207ZM19 179V180H18ZM109 179V180H108ZM137 179V180H138ZM10 180H11V182H10ZM102 180L104 181V182H102ZM137 180L134 182V183H136L137 182ZM207 180H208V182H207ZM36 182L37 184V186L40 184L41 186H38L37 188H39L38 190L40 191V192H37L36 191V187L35 188H33L32 186V182ZM37 181H40V182H37ZM106 181V182H105ZM4 183V182H3ZM18 183V184H17ZM27 183H30V184H27ZM148 184L147 186H148V193L146 194V192H143L142 191V189H143V187L145 186V184ZM5 184V183H4ZM7 184H5L6 186H8ZM34 184V186H36L35 185V183H33ZM19 185H20V187H19ZM23 185H25L26 186V188L24 187L23 188ZM32 185V186H31ZM8 186V187H9ZM29 187L31 188V190H29ZM132 188L131 190H128V188ZM127 188V189H126ZM133 188H134V192L132 193L131 191L133 190ZM123 189H124V191H123ZM126 189V190H125ZM18 190V191H19ZM128 190V191H127ZM32 193H33V191H31ZM117 192V193H116ZM35 193H33V195H35ZM42 194H41V197H42ZM119 195V196H115V195ZM124 194H125V197H126V199H125V197H124V199L122 198V196H124ZM37 196V195H36ZM43 197V198H44ZM250 197H252L253 198V201L255 202V203H259V201H260V199H263L264 198V183H261V184H258V185H255V187L253 188V192L250 194ZM143 198H145V199H147V201L144 203L145 204V206L147 205L148 206V212H149V208H152L151 206H149V201H151L152 202V200L154 199L155 201H154V203L156 204V202H158L159 200H165V201H167V204L169 203V206L171 207V210H169L170 212L167 214V212H166V216L164 215V213H162L163 215H158V217H156L157 219H148V218H146V216H144V215H142V213L144 214V212H142V203L145 201V200H142ZM96 201H94V200ZM127 199H128V201H127ZM92 203H91V202ZM143 201V202H142ZM165 201H162L163 202V204H164V202ZM95 202V203H94ZM130 202V203H129ZM162 202H160V203H162ZM219 202H220V200H219ZM219 202H217V204L219 203ZM154 203H151V205L153 204L154 205ZM158 204H159V202H158ZM165 205V204H164ZM144 206V205H143ZM144 206V207H145ZM159 206H160V204H159ZM168 206V205H167ZM154 207H155V205H154ZM165 207V206H164ZM95 208H98L100 211H98V213H100L102 216H100L99 214H97V209H95ZM155 208H157V207H155ZM160 208V207H159ZM167 208V207H166ZM205 208V207H204ZM207 208H209V205L207 206ZM206 208V209H207ZM95 209V210H94ZM118 209V210H117ZM144 209H146V208H144ZM153 209V208H152ZM161 209H162V207H161ZM161 209H159V210H161ZM170 209V208H169ZM180 209V210H181ZM118 211V213H115V212H117ZM156 210H158V209H156ZM155 209H154V211H156ZM164 210V209H163ZM163 210H161V212H163ZM166 210V209H165ZM199 210V211H200ZM154 211H152V212H154ZM185 211H183V213L185 212ZM112 212L115 214H112ZM181 212H182V210H181ZM90 213L92 214V216H89L90 215ZM96 213V218H97V215H99L100 217H102V218H98V220L94 217V215L93 214H95ZM151 213V212H150ZM177 213V214H176ZM111 214H112V216H111ZM120 215V218H118V216ZM149 214V213H148ZM176 214V215H175ZM116 215H118L117 217H116ZM180 215V214H179ZM264 215V214H263ZM263 215H261V216H263ZM86 216V217H85ZM88 216V217H87ZM113 216H115V217H113ZM91 219H90V218ZM94 217V218H93ZM112 217L116 220V222L114 221V222H112L111 223V226H112V228H107V227H109L110 225H109V223H110V221H112ZM214 217V216H213ZM222 217V216H221ZM221 217H219L220 219H219V221L221 222V221H223L222 220V218ZM82 218H83V220H84V222H83V220H82ZM85 218V219H84ZM155 218V217H154ZM207 219H209L210 218V220L212 219L211 217H206ZM100 219H102V221L100 220ZM118 219V220H117ZM205 219V218H204ZM65 220V221H64ZM193 220V219H192ZM213 220V219H212ZM217 220V219H216ZM67 221H68V223H67ZM90 221H92V222H90ZM98 223H97V222ZM100 221H101V225H100V227L101 226H103V224H104V221H106V223L104 224V226L105 225H109V226H105V231H104V226H103V228H101V230L99 231L98 230V227H99V224H100ZM108 221V222H107ZM198 221V223L200 224V222H199V220H197ZM200 221H202V220H200ZM206 221V220H205ZM214 221H215V219H214ZM218 221V220H217ZM75 222V223H74ZM102 222H103V224H102ZM204 222V221H203ZM208 222H210V221H208ZM224 222L226 223L227 222V220L225 219L224 220ZM81 223V224H80ZM83 223H85V224H83ZM90 225H89V224ZM212 223V222H211ZM74 224V225H73ZM79 224V225H78ZM88 224V225H87ZM112 224H114V226L112 225ZM116 224V225H115ZM180 224V222L179 223H177V225H179ZM201 224H203V223H201ZM200 224V229H201V226H203V225H201ZM204 224H206V222H204ZM64 225V224H63ZM70 225H72V226H70ZM83 225V226H82ZM96 225H97V227H96ZM75 226H77V228L75 227ZM79 226V227H78ZM87 228H86V227ZM207 226V225H206ZM205 226V227H206ZM209 226V225H208ZM99 227V228H100ZM175 227H176V224H174L173 225V228L175 229ZM180 227V225L178 226V228ZM71 228V229H70ZM73 228V229H72ZM114 228V229H113ZM160 228V229H159ZM169 227H167V229H168ZM172 228V227H171ZM170 228V229H171ZM172 228V229H173ZM177 228V227H176ZM103 229V230H102ZM208 229V228H207ZM215 229V228H214ZM79 230V231H78ZM98 230V231H97ZM184 230H186V229H184ZM198 230H199V228H198ZM163 231V232H164ZM182 231H183V228H182ZM204 233V234H202V232ZM199 230V231H197L196 230V228H194V227H191V228H189L188 229V233H186L187 235L188 234H192V235H197V236H195V237H198V238H200V236H198V234L199 233H201V235H204L205 236V233H207V234H209V233H212V232H214L213 231V229H210V227H209V229H208V231L206 232L205 230ZM216 231H218V230H216ZM215 231V232H216ZM59 232V231H58ZM162 232V233H163ZM178 232V229L176 230L175 229V232L173 231H171V233H172V235H173V233H177ZM184 232L185 231H183L182 233H181V235L180 234H178L177 236H179V237H176L177 239H176V242H175V244L177 245H180V244H183L184 242H180L178 239L179 238H181V237H187V235H182V234H184ZM186 232H187V230H186ZM219 232V231H218ZM60 234H61V231L59 232ZM58 233V234H59ZM63 233V232H62ZM103 233V234H102ZM169 233V232H168ZM167 233V234H168ZM219 233H221V232H219ZM60 234H59V237H60ZM158 234H156L157 235V237H158V239L156 240V238H155V240H156V242L154 243V241L152 242V241H148V240H146L145 239V243H149V242H151L153 245H151V243H149L148 244V249H149V251L151 252L152 251V249L156 246V245H159V240H160V238L162 237L161 235H160V237H159V235ZM167 234H166V236H167ZM215 234V233H214ZM62 235V234H61ZM65 235V236H66ZM155 235V236H156ZM163 235V237H165V234H162ZM176 235V234H175ZM210 235V234H209ZM212 235V234H211ZM221 234H219V236H220ZM223 235V234H222ZM66 236V237H67ZM228 236V235H227ZM227 236L225 237H219L218 239H219V241H220V244H222V245H228L229 244V240H228V238H227ZM162 237V240H160L161 242L160 243H162L161 245H163L164 244V242H166L167 241V239L166 238H163ZM191 237V236H190ZM211 237L212 236H209L208 238V243H210L209 241L210 240H212L211 239ZM216 237V236H215ZM214 237V238H215ZM218 237V236H217ZM229 237V236H228ZM172 238V237H171ZM174 238V237H173ZM64 239H66L67 241H64ZM190 239H192V237L191 238H189V240ZM197 239V238H196ZM195 239V240H196ZM172 241L171 242H173L174 240H175V238H174V240L173 239H171ZM206 240V239H205ZM204 240V241H205ZM231 240H233V239H231ZM55 241V242H56ZM64 241V242H63ZM69 241V242H68ZM138 241L141 243V244H139V246L141 247V249H143L141 252H140V250L141 249H139V251L138 250H135V252H133V250L136 248V245L138 244ZM197 241H200V239L199 240H197ZM207 241V240H206ZM205 241V242H206ZM218 241V240H217ZM216 241V242H217ZM68 242V243H67ZM168 242V241H167ZM192 242V241H191ZM195 243L194 244H197V243H199L200 244V242H197L196 243V241H194ZM204 242V243H205ZM211 242H213V241H211ZM174 243V242H173ZM186 243V242H185ZM202 243H203V241H202ZM207 243V242H206ZM215 243V242H214ZM219 243V242H218ZM66 244H68V245H66ZM71 244V245H70ZM144 244V243H143ZM156 244V245H155ZM169 244V243H168ZM186 244H188V242L186 243ZM184 245L183 244V247H185V249L183 250V252H182V254H188V255H190V257H188V255H187V257L189 258V260H188V258H187V260L188 261H190L191 259H192V264H194V263H196V264H212L211 263V260H209V258L208 259H206L207 257H203L202 255L201 256H199V254H197V253H201V251H209L208 249L210 248V250L213 248L214 249V253H213V250L212 251H209V252H211L212 254H213V256L214 255H216V256H218L219 257V255H218V253H217V245L218 246H220L219 244H217L216 243V246H215V244L214 245H212L211 243H210V247H209V245H208V247H207V244H206V247L207 248H204V246H202V248H204L203 250H199L198 249V251H200V252H196V247H194V244L193 245H189V246H187V245ZM235 244V243H234ZM145 245V244H144ZM165 245H167V244H165ZM170 245V244H169ZM176 245L174 246V248H171V247H168V249L167 250H169V249H171V251H173V249H175V247H176ZM143 246V245H142ZM146 246V245H145ZM145 246H144V248H145ZM182 246V245H181ZM190 246L192 247L193 246V248H191V250H188V248H186V247H189L190 248ZM197 246V245H196ZM215 246V247H214ZM146 247V248H147ZM160 247V246H159ZM164 248H165V246H163ZM183 247H180L181 249L183 248ZM198 247H200V245H198ZM156 248H158V246L156 247ZM178 248V247H177ZM177 248H176V251H177ZM179 248V249H180ZM64 249V248H63ZM137 249V248H136ZM165 249V250H166ZM157 250H160L159 251V253H161L160 254V258H161V255L163 254V255H165V257L166 256H168L167 255V251L165 252L162 248H159V249H156L155 250V248H154V250L152 251V252H157V255L159 254L158 253V251ZM161 250H163L162 252H161ZM217 250V251H216ZM61 251L63 252V254L61 253ZM170 251V250H169ZM180 250H178L177 252H179ZM66 252V253H65ZM141 254H140V253ZM175 252V251H174ZM186 252V253H185ZM176 253V252H175ZM175 253H173V252H171V254H175ZM195 253H196V255H195ZM211 253H209V254H211ZM219 253H220V251H219ZM224 252H222V254H223ZM252 253V252H251ZM66 254V256L64 257L63 255H65ZM149 254V253H148ZM170 254V255H171ZM177 254V253H176ZM203 255H204V252L202 253ZM208 254V255H209ZM225 254V253H224ZM227 254V253H226ZM225 254V257L227 256ZM253 254V253H252ZM252 254H250V253H246V255L250 258V257H252ZM68 255V256H67ZM207 254L205 255V256H208ZM69 256H71V257H69ZM144 256V255H143ZM177 256H179V253L177 254ZM180 256H181V253H180ZM179 256V257H180ZM223 256V255H222ZM221 256V257H222ZM246 256V257H247ZM64 257V258H63ZM66 257H67V259H66ZM148 257V256H147ZM150 257H152V256H150ZM157 258H159L158 256H156ZM155 257V258H156ZM179 257H177L176 258V256H175V258L176 259H178ZM184 257V256H183ZM183 257H181V258H183ZM209 257V256H208ZM210 257H212L211 255H210ZM59 258V259H58ZM62 258V259H61ZM149 258V257H148ZM168 258V257H167ZM166 258V259H167ZM170 258H172V260L170 259ZM180 258V259H181ZM220 258V257H219ZM224 258V257H223ZM64 259H66V260H68L67 261V263H65L66 262V260L64 261ZM143 259V258H142ZM144 259H145V261L146 262H148L147 260L148 259H146V257H144ZM162 259H163V256H162ZM161 259V260H162ZM170 259V260H169ZM176 259H174L173 258V255H171L166 261H171V263H168V262H166V263H168V264H174V261L176 260ZM210 259H212V258H210ZM58 260H60V261H58ZM64 262H63V261ZM152 259H150V261H151ZM158 259H156L155 261H157ZM197 260V261H196ZM209 260V261H208ZM233 260H241V259H236V258H234ZM143 261V260H142ZM145 261H143V262H145ZM154 261V260H153ZM154 261V262H155ZM179 261V260H178ZM184 261V260H183ZM69 262V263H68ZM160 262V261H159ZM173 262V263H172ZM176 263H179V262H177V261H175ZM194 262V263H193ZM245 262V261H244ZM158 263V262H157ZM161 264H165V261H161L160 262ZM182 264H188V262L187 261H184V263L183 262H181ZM190 263V262H189ZM219 262H216V263H213V264H218ZM143 264H145V263H143ZM148 264H151V262L149 263L148 262ZM153 264V263H152ZM219 264H221V263H219Z\"/></svg>",
    "mask_w": 264,
    "mask_h": 264
},
{
    "label": "bare ground",
    "instance_id": "obj_2",
    "mask_svg": "<svg viewBox=\"0 0 264 264\" xmlns=\"http://www.w3.org/2000/svg\"><path fill=\"white\" fill-rule=\"evenodd\" d=\"M47 2V3H45L44 4V2ZM53 1H55V0H52V3H53ZM58 1V0H57ZM72 1V4L71 3H69L70 2V0L68 1V5H70V6H72L73 4V6L75 7V6H77V5H79L78 7H80V5H82V4H80V2L78 3L77 1L78 0H76V3L74 2V0H71ZM80 1V0H79ZM84 1H88V0H84ZM84 1H82L81 3H83V6H85L86 5V7L89 5V3L90 4H92L91 3V1L92 0H89L90 2H88V4L86 3V2H84ZM93 1H95V0H93ZM92 1V2H93ZM99 1H101V0H99ZM99 1H97L96 0V2H93L94 3V5H96V3L98 4H101V2H99ZM104 0H102V2H103ZM111 0H108V1H106V2H110ZM118 1L119 0H116V2H117V4H115L114 5V3H115V1H111L113 4H112V10H108V11H114V10H118L117 11V14H122L123 15V13H125V12H128L129 10L128 9H133L132 11H129L130 13L132 12V15H129V17L131 18V16H132V18L127 22V23H125V21H124V24H123V17L121 16V22H122V24H120V25H122V27H123V30L125 29V33H123V34H125L124 35V38H125V42L124 43H126V47H129L130 48V51L128 50V54L130 55L129 57H128V59L126 60V64L127 65H129V67L127 66V67H125L126 69H128L129 70V68H130V72L132 73L131 74V77H130V75H129V77H128V79L130 78V80H128L127 79V81L124 79V81H126V85L128 84V86L129 87H131V90L129 89L128 90V92L129 91H131L132 92V90L133 89H137L136 90V92H134L133 91V93H129V94H131V96L130 95H128V97L130 98H132V99H134L133 101L135 102V104L136 105H138V107L135 109V111H136V115H134L135 113L134 112H131L130 111V113L136 118H134L133 117V119H135L136 120V122H134V124H132V122L133 121H135V120H133V119H129V120H132L131 121V124H127L125 127H126V129H127V127H128V125H129V127H130V130H131V128H132V131H133V134H135V138H133V137H126V140H127V138H129V140H130V138H133V143H135L134 144V147L136 146V149L137 150H135V152H132L131 153V155H136V157H138V158H141V157H143V156H145V159H143L144 161H143V163H144V165H142V167L140 166L137 170H135V171H131L130 172V174L128 173L127 174V179H129L130 181H131V184L133 183V185L131 186V187H133V186H136L135 184H137V183H140V182H142V180L141 179H145V178H143V175H144V177H147V176H145V174H148V173H150V169H152V168H150L151 166H149L148 167V158H146V157H148V155L150 156L151 154H154V152L157 150L156 148V142H158V140H161L162 138H163V136H164V139L166 140V139H168L170 136H173L172 134L173 133H175V132H171L170 130H168V126H164V128H166L168 131H170L169 133H171V135L169 136V133H167L168 131L167 130H165L163 127H162V125H161V133H162V135H160L161 133L159 132L160 131V129H159V124H158V121H157V123H155V125L156 126H158V127H156V126H154L155 128L153 129V127H150V126H152V125H154V124H152V125H149V127H150V129H153V130H157V132H159L158 134L160 135V138L159 137H155L156 135H158L157 134V132H156V134H155V131H149V132H153V134L151 133L150 135L148 134V131H147V125H148V121L149 120H151L150 122H152V120L154 121H156V119H151L152 118V116H150V115H153V116H157V115H159L160 116V114L161 115H163V114H165L166 113V111L167 110H169L170 108H172V109H175L174 111L172 110V109H170L172 112H170V114H171V116H169L168 117V119L166 118L167 116H165L164 115V119L166 120H171V117H172V120H175L176 119V117H178V119L179 118H181L182 120L183 119H185V118H187V117H185V116H187V114L185 113V109L187 108H189L190 109V107H189V105H192V103H195V104H198V103H200L199 105H205V102H206V104H208L209 103V106L211 107L212 106V104L214 105V106H212V108L213 107H222V105L224 106V104H222V105H220L219 106V104L222 102H225V104H226V106H230V107H232V108H236V107H239L240 105L241 106H243L244 104H248L249 106L251 105V106H261V110L263 111V114H262V116H260V119H259V117H256V118H253V119H250V120H248L247 122H246V124L247 125H249V124H251V125H253V126H258L259 124H264V0H160V1H162L161 3H160V1L159 0H128V1H126V0H124V1H122V0H120V7H122L121 9L122 10H124V8H125V12H120V11H122L119 7H117L118 6ZM126 1V2H125ZM153 1V3H154V5L156 6V9H159V10H161L162 8H166V6L168 7V9H169V12H167V14H166V17H164V15H162L161 13H159L158 12V10H154L153 8H151L150 6V8H151V10H149V14L150 13H152V9L154 10V11H157L159 14H161V17L160 16H158L159 18H157L154 22H155V24L156 23H159L162 19H164L165 18V20H166V18L167 19H169L168 21H169V23H167V24H165L164 23V21H163V23L165 24L164 26L162 25V27H164V29L161 31V29H159V28H157L158 30H157V32H161V35H162V33H163V35H164V38H162L163 39V42L166 44V46L163 48V49H161L160 51H156L157 49H156V47L154 48V47H152V46H156V44L155 43H157V38H156V36L155 37H153V36H151L152 38H150V37H148V36H146L147 35V33H146V31L148 32L149 30H148V28H149V26H150V22H149V25L148 24H146L145 22L144 23H142V24H139V25H136L137 24V22H136V24L134 23L135 21V18L137 17V19L138 20H142V17L144 16V15H146V13H148V9H147V7H148V4H152L151 2ZM158 1H159V4H160V6L158 5ZM49 2H51V1H49V0H0V40H7V41H5V44H3L2 45V42H1V45H0V52H2L3 51V53H0V72H1V69L3 68L2 66L3 65H5V66H10V65H12L11 64V62L9 63V62H7V60L5 61V59L6 58H4V57H7V55H6V52H4V50H9V48H7L8 47V45H9V40H10V38H13L12 36H6L7 34H6V32H4L3 30H2V26H1V24H2V20L4 19V18H6V14H7V16H8V18H9V22H11L12 20H15L18 24H19V22L20 23H22V22H24V18H26L29 14V17L28 18H30V21H28V18L25 20V21H28V23L27 24H34L35 23V21H33L34 19H31L32 17L34 18V15H36V17L38 16L39 17V15H37L36 13H33L32 14V12H39V11H42L41 13H43V14H46V13H44V11L45 12H47V13H49L48 11L50 10L51 12H52V10L54 9V8H56L55 7V5L59 8V6H60V4H57L58 2H56L55 1V5H53L54 6V8H49V7H47V4H50V6H51V3H49ZM61 2H62V4H61V7L64 5V1H62L61 0ZM74 2V3H73ZM122 2H124L123 4H122ZM157 2V3H156ZM66 3H67V1H66ZM78 3V4H77ZM85 3V4H84ZM104 3V2H103ZM165 5H164V4ZM44 6H43V5ZM97 5L98 7L99 6H101V5ZM125 4V5H124ZM162 4H163V6H162ZM26 7H25V6ZM37 5H39L38 7H37V9L39 10L40 8V10L38 11L37 9H35V10H37V11H34V9L33 8H36V6ZM59 5V6H58ZM67 4H65L64 5V7L66 6ZM67 5V6H68ZM109 5V4H108ZM117 5V6H116ZM121 5H124V6H121ZM42 6V7H41ZM46 6V7H45ZM90 6V5H89ZM89 6H88V8H89ZM96 6V7H97ZM107 6V5H106ZM115 6H116V8L117 9H115ZM60 7V8H61ZM63 7V8H64ZM73 7V8H74ZM78 7H75V8H78ZM82 7V6H81ZM91 7V6H90ZM95 7V6H94ZM113 7H114V10H113ZM158 7V8H157ZM42 8H44V10L42 9ZM46 8H49V10H47ZM68 8H69V6H68ZM71 8V7H70ZM92 10H94V8H93V5H92ZM90 8V9H91ZM119 8V9H118ZM128 8V9H127ZM161 8V9H160ZM165 8L164 9H162L163 11L165 10ZM29 10L28 12H27V10ZM46 9V10H45ZM52 9V10H51ZM79 9V8H78ZM109 9H111V7L109 8ZM130 9V10H131ZM147 9V10H146ZM167 9V8H166ZM24 10H26L24 13H22ZM126 10H128V11H126ZM56 11V10H55ZM84 11V10H83ZM91 11V10H90ZM106 11V10H105ZM145 12V14L141 17L140 16V19L138 18V16H139V14H140V12ZM153 11V12H154ZM166 11V10H165ZM168 11V10H167ZM28 14H27V13ZM54 12V11H53ZM84 12H86V11H84ZM110 13L109 15H106V18L108 17V16H110V17H112L113 18V13ZM115 12V11H114ZM118 12H120V13H118ZM128 12V13H129ZM142 12V13H143ZM26 13V14H25ZM78 13H80L79 11H78ZM82 13V12H81ZM90 13V12H89ZM92 13V12H91ZM95 13V12H94ZM93 13V14H94ZM105 12H104V10H103V14H104ZM127 13V14H128ZM156 13V12H155ZM23 14H25L24 16H26V17H24V16H22ZM42 14V15H43ZM102 14V15H103ZM105 14H108V12L107 13H105ZM104 14V15H105ZM117 14L115 13V18H118L117 17ZM126 14V13H125ZM124 14V15H125ZM154 14V13H153ZM79 15V14H78ZM85 15V14H84ZM101 15V14H100ZM98 16L97 14L94 16V17H96V18H100V20L101 19H103L105 16L103 15V18H101L102 16ZM123 15V16H124ZM158 15V14H157ZM49 16V15H48ZM119 16V15H118ZM126 16V15H125ZM148 16H150V15H148ZM152 16V15H151ZM41 17V16H40ZM62 17V16H61ZM70 17V16H69ZM73 17H74V15H73ZM76 18L78 17V16H75ZM75 17H74V19H75ZM81 17V16H80ZM80 17H78L79 18V20H80ZM93 17V18H94ZM42 18V17H41ZM48 17H43V19L46 21V19H47ZM50 18V17H49ZM78 18L77 19H75V20H78ZM82 18V17H81ZM109 18V17H108ZM111 18V19H112ZM119 18H120V16H119ZM123 18V19H122ZM146 18H148L147 17V15H146ZM146 18L144 17V21L146 20ZM150 18V17H149ZM187 18H190V21L189 22H187L188 21V19ZM37 19V18H36ZM43 19H42V21H43ZM51 19H52V17H51ZM83 19V18H82ZM95 19V18H94ZM110 19V20H111ZM114 19V18H113ZM112 19V20H113ZM127 19V18H126ZM125 19V20H126ZM186 19H187V21H186ZM39 20H40V18H39ZM93 20V19H92ZM96 21H97V19H95ZM99 20V19H98ZM109 20V19H108ZM110 20L108 21V23L110 22ZM142 20V21H143ZM150 20V19H149ZM34 22V23H31V22ZM45 21H43V22H45ZM47 21H49V20H47ZM59 21V20H58ZM66 21V20H65ZM71 21V20H70ZM115 21H117V19H115ZM114 20H113V22H115ZM119 21V22H118ZM117 21V24L118 23H120V19ZM127 21V20H126ZM73 22V21H72ZM71 22V23H72ZM79 22V21H78ZM77 22V23H78ZM89 22V21H88ZM98 22H100V21H98ZM60 23H62V22H60ZM64 23V22H63ZM74 23H75V21H74ZM80 23V22H79ZM78 23V24H79ZM83 23V22H82ZM96 23V22H95ZM103 23H105L104 22V20H103V22L101 21V26H103L104 27V30L106 31V29H105V27L107 28V26L108 25H106V26H104V25H102ZM116 23V22H115ZM141 23V22H140ZM27 24H23L22 23V25H27ZM30 24L28 25V26H30ZM43 24V23H42ZM58 24V23H57ZM73 24V23H72ZM81 24V23H80ZM92 24H94V23H92ZM97 24V23H96ZM106 24H107V22H106ZM39 25V24H38ZM64 25H66V27H68V25H69V23H67V24H64ZM64 25H59V26H61V27H64ZM82 25H84V23L82 24ZM87 25V24H86ZM99 25V26H100ZM46 26V25H45ZM45 26H44V28H45ZM55 26V25H54ZM58 26V27H59ZM75 26V25H74ZM96 26V25H95ZM98 26V27H99ZM110 26H112V28L111 29H113V26H117V25H110ZM110 26H109V28H110ZM161 26V25H160ZM175 26V27H174ZM39 27H41L40 28V30L43 28V26H41V25H39ZM48 27V26H47ZM57 27V28H58ZM73 27V26H72ZM71 27V28H72ZM79 27H81V26H79ZM98 27H96V28H98ZM156 27H158V26H156ZM174 27V28H173ZM65 28V27H64ZM68 28H70V26L68 27ZM84 28V27H83ZM92 28H94V30H92V32L94 31V32H97L98 30L100 31V30H102L103 28H98V30H96V28L92 25ZM108 28V29H109ZM119 28H121V26L119 27ZM172 28H173V30H172ZM51 29V26L49 27V29H47L46 28V30L47 31H45V29L43 30L42 29V31H44V32H46V34H47V32H52L53 33V35H52V33H51V36H50V33H49V35H48V37H46V39L45 40H47L48 38H49V36L51 37L50 39H48L47 41H49V42H45L46 44L45 45H48L47 47H49V45H51L52 43H56L57 41H59V39L58 40H55V39H57V37L59 38V36H57L56 37V35L54 34V32L52 31V29L54 30V28H53V25H52V29ZM77 29V28H76ZM75 29V30H76ZM88 29V28H87ZM90 29V28H89ZM107 29V30H108ZM147 29V30H146ZM152 29V28H151ZM36 30V29H35ZM66 30V29H65ZM73 30V29H72ZM71 30V31H72ZM91 30H90V33H88V36H89V40H90V42H92V40L90 39L91 37H93V40L95 39L94 37H98L97 36V34L99 33V37L100 36H103V35H101V34H103V32L101 31V34H100V32L98 31V33L96 34V36H91L90 37V34H91ZM110 30V29H109ZM109 30H108V34H109ZM55 31H56V26H55ZM58 31V30H57ZM64 31V30H63ZM77 31H78V29H77ZM104 31V32H105ZM117 31V30H116ZM119 31H121V30H119ZM118 31V33H120ZM39 31L38 30H36V32L35 31H33V37L34 36H39L40 34H41V32H40V34L38 33ZM61 33H62V29H61V31H60ZM64 32H66L67 33V30L66 31H64ZM72 32H74V31H72ZM85 32V31H84ZM111 32V31H110ZM113 32V31H112ZM152 32V31H151ZM151 32H148V33H151ZM154 32V31H153ZM34 33H35V35H34ZM36 33H37V35H36ZM60 33V34H61ZM71 33V32H70ZM83 33V32H82ZM106 33V32H105ZM106 33V35L105 36H108V34ZM39 34V35H38ZM56 34H58L57 32H56ZM65 34V33H64ZM79 34V33H78ZM94 34V35H95ZM113 33H110L109 34V36H111ZM152 34V33H151ZM42 35V34H41ZM40 35V36H41ZM44 35H45V33H44ZM62 35V34H61ZM80 35V34H79ZM76 36V37H78L79 39H80V37H81V41L82 42H86L87 41V39H85V41H83L84 39V37L85 38H87L88 36H87V34H86V36H84V34L82 35V36ZM114 35V34H113ZM113 35L111 36V37H113ZM117 35V34H116ZM159 35L160 34H158L157 36L159 37ZM47 36V35H46ZM52 36H53V39H52ZM55 36V37H54ZM65 36H67L66 34L65 35H63L62 36V39H66V38H69V37H66L65 38ZM71 36V35H70ZM119 36V35H118ZM121 36H122V34H121ZM44 37V36H43ZM104 37V36H103ZM184 37H186V39H183ZM15 39H13L12 41H15L14 42V46L12 45V47H11V55H12V53H13V55H14V57H16V61L19 59H17V57L18 56H16V54H17V52H21V49H23V51H22V53L23 52H25V47H27V46H24V45H22L20 42L17 44L16 42H18V40H17V36H15L14 37ZM32 38V37H31ZM39 39L40 38V40H41V37H36L35 39L34 38H32L31 40H36V39ZM45 38V37H44ZM60 38H61V36H60ZM78 38L76 39V38H71V39H73V40H69V39H67L68 41V44H66V41L64 42L62 39V42H64L65 44L64 45H66V48L68 49L69 48V50H66L65 49V47H64V45H63V43H60L61 42V40H60V42H57L56 43V45H58V51H57V47H56V45L54 46V44H52L50 47H51V49L50 50H52V46H54V47H56L54 50H56L58 53H60V57H61V54H62V56H66V55H63V53H65L62 49H64V50H66V52H67V54L69 53V51H70V57L72 58V59H70V57L69 56H67V57H62L61 59H60V57H59V55L58 56H56V54H57V52L56 51H54V53L53 54H51V55H55L56 57H58V59H60V60H58V64L56 63L57 62V58L56 57H52L51 58V55L50 54H47L48 52H50V51H48V48L47 49H45L46 47H44V50H42V54H44V52L43 51H45V53H46V55L45 56H50V58H51V60L50 59H48L49 57H44L45 58V61L44 60H42L41 58H43V57H41V56H43V55H40V61H41V64H39V65H41V67L43 68V66L44 65H46L45 63H46V58H47V60L49 61L50 60V62L51 63H53L54 62V60L56 59V61H55V64L56 65H59L60 63H59V61L61 62L62 61V59L64 58V59H66V61L68 60V59H70L69 61H71V60H73L72 62H74V61H77V60H75L74 58H78V61H80L79 59L81 58V59H83L82 57H80V55L81 56H83V54H81V52H84V61H85V59H86V61H87V63L85 62V64H87V66H89L88 64H92L94 61L93 60H91V61H93V62H88V56H92L95 52H96V54H94V55H96L95 57H97V58H99L101 55L103 56V52H104V54H105V51L106 50H109L108 48L105 50V51H102V50H104V48H106V47H108L109 45H110V38H109V42H108V44H107V46L106 47H104L105 46V43L107 42V39L108 38H106L105 39V37H104V40L102 39V37H100V41H99V39L97 38V40L95 39V43H98V42H96V41H99V43L101 42V43H103L104 41H105V43H103L104 44V46H103V44H98L99 46L101 45L102 47H104V48H102L101 46V51H102V54H101V52H100V48H99V51H98V53L100 52V56L98 57V53H97V51L95 50V52L93 51V49L94 48H96L97 46H94L95 45V43L93 44L92 43V47H91V49H90V43H89V40L87 41L89 44L88 45H85L84 43V45L83 44H81V43H79V41H78V44H76V42L77 41H75V40H78ZM115 38V37H114ZM113 38V39H114ZM116 38H118V37H116ZM146 38H148V41H147V39ZM37 39V40H38ZM53 41H52V40ZM102 39V40H101ZM149 39H152V40H149ZM33 40V41H34ZM44 40V39H43ZM44 40V41H45ZM56 42H55V41ZM4 41H3V43H4ZM52 41V42H51ZM73 41V46H72V44H71V42ZM74 41H75V46H74ZM124 41V40H123ZM230 41V42H229ZM11 42V41H10ZM35 42V41H34ZM32 43L33 44V47L34 46H36V45H34L35 43L37 44V41L35 42V43ZM38 42H39V40H38ZM114 42V41H113ZM116 42V41H115ZM162 42V41H161ZM16 43V44H15ZM41 43H42V40H41ZM49 43V44H48ZM154 43V44H153ZM43 44V43H42ZM71 44V46L74 48H78V49H76V50H79V47H77L78 45L80 46V44H81V46H88V47H82L84 50L86 49H88L89 50V52H90V50H91V52H93L92 54H90L89 52V54L88 55H86L85 53L87 52L86 50V52L84 51V50H82V51H80V53L79 52H76V53H74L75 51V48H74V50L73 49H70V48H72V47H68L69 45ZM118 44H119V42H118ZM148 44L149 45H152V46H148ZM21 45V46H20ZM38 45V44H37ZM112 45V44H111ZM109 46L110 48L112 47V46ZM116 45V44H115ZM123 45V44H122ZM20 46V47H19ZM24 46V47H23ZM62 46H63V48H62ZM114 46V45H113ZM125 45H123V46H121V47H123V48H125L124 47ZM23 47V48H22ZM32 47V45H31V47H29L30 49L28 50V52L26 51L25 53H23L24 55H26V54H28L29 53V51L30 52H32V50L34 51V50H36V52H32V53H39V52H37L38 50H39V48H40V46H39V48H38V46H36L37 47V49H36V47H34L33 48ZM5 48H7V49H5ZM21 48V49H20ZM32 48V49H31ZM81 47H80V50L82 49ZM98 48V47H97ZM96 48V49H97ZM114 48V47H113ZM128 48V49H129ZM26 49H28V47L26 48ZM43 49V48H42ZM122 49V48H121ZM127 49V48H126ZM154 49H156V50H154ZM164 49H166V50H164ZM62 50V51H61ZM113 50V49H112ZM123 50V49H122ZM41 51V50H40ZM73 51V52H72ZM114 51H115V49H114ZM114 51H113V54L114 55H116L115 53H114ZM124 51V50H123ZM170 51V52H169ZM18 53V55H19V57L20 56H22L21 55V53ZM110 55H111V49H110ZM108 51H107V53H109ZM125 52V51H124ZM186 52V53H185ZM41 53V52H40ZM118 53V52H117ZM122 53V52H121ZM126 54H127V52H125ZM131 53V54H130ZM8 54V53H7ZM36 54H34V56H33V54H32V56H31V54L29 53V56H31L30 58L32 59L30 62H31V64H33L34 65V63L35 62H33V60H35V59H37L35 56H36ZM66 54V53H65ZM71 54L73 55H78V56H71ZM80 54V55H79ZM119 54H120V52H119ZM107 55V54H106ZM105 55V56H106ZM105 56H103L104 58H105ZM69 57V58H68ZM94 57V56H93ZM94 57V58H95ZM102 57V58H103ZM108 58H112V57H114V56H112V57H110V56H107ZM118 57V56H117ZM116 57V58H117ZM123 57H124V55H123ZM53 58H55L54 60H53ZM97 58H95V60L97 59ZM101 57H100V60H102V61H104L105 62V60L106 61H111V59H109V60H107L108 58H105V60H103ZM115 58V57H114ZM114 59L113 60V58H112V63H113V61H115V60H117V59ZM119 58V57H118ZM125 58V57H124ZM100 60H96L97 62H101ZM186 60V61H185ZM187 60H191V61H187ZM36 61V60H35ZM45 62V63H43V62ZM77 61V62H78ZM84 61H80V62H83L84 63ZM118 61V60H117ZM122 61V60H121ZM261 62V63H258V62ZM6 62V64H4ZM64 63H66V66L68 67V65L67 64H69V66H73V65H70V62H65V60L63 61ZM76 62V64H80V62H78L77 63ZM211 62V64H209ZM15 63H17V62H14L13 63V67H14V64ZM38 63V62H37ZM42 63L44 64V65H42ZM64 63H63V65L62 66H64L65 67V65H64ZM102 63V62H101ZM107 63V62H106ZM111 63V62H110ZM111 63V64H112ZM115 63V62H114ZM148 63V64H147ZM186 63H189V64H187V65H190V63H191V66H188L187 67V65H186ZM19 64H20V62H19ZM19 64H15V65H17V67L19 66L20 67V65ZM36 64V63H35ZM48 64H50V63H47V65ZM54 64V66H53V64H50V65H48L49 67H51V71H53V70H56V68H57V66ZM85 64H83V65H85ZM91 64H90V66H91ZM95 64V63H94ZM94 64L92 65V67L91 68H88V69H92L93 68V66H94ZM105 64V63H104ZM103 64V65H104ZM111 64H109V63H107V65H106V67H103V69H101L102 71L105 69V68H107V67H109L108 65H110V67H115L114 66V64L113 65H111ZM122 64H124V63H122ZM144 64H145V66H144ZM147 64V65H146ZM46 65V66H47ZM80 65H82V64H80ZM83 65L81 66V68L83 67ZM98 65V64H97ZM118 65V64H117ZM125 65V64H124ZM55 68V69H53V67ZM62 66H60L59 65V67H61L62 68ZM76 67L78 66V65H75ZM86 66V65H85ZM99 66V65H98ZM138 66V67H137ZM139 66L141 67L142 66V68H140V72H139V70L137 69V68H139ZM258 66V68L256 69V67ZM16 67V66H15ZM16 67V68H17ZM19 67L17 68V70H19ZM37 67V66H36ZM59 67L57 68V70L56 71H53L54 73L56 72V75L54 74L53 76L54 77H59L60 75H61V73H64V71H66V70H68L70 67H68V69H60V71H62L61 73H59L58 72V70H59ZM74 67V66H73ZM78 67H80V66H78ZM78 67H77V69H78ZM118 67H120V65L118 66ZM122 67V69H123V71H124V67L123 66H121ZM121 67L119 68V70H122L121 69ZM136 68L137 70H138V72H135V70L133 69L132 70V68ZM158 67H160V68H158ZM11 68V67H10ZM15 68V69H16ZM44 68H45V66H44ZM75 68V67H74ZM85 68V67H84ZM86 68V69H87ZM94 68H96V69H94ZM93 69L94 70H96L97 72V74H98V76H101V74H100V72H101V70L100 71H98L97 70V66L95 65V67H94ZM101 68V67H100ZM100 68H98V69H100ZM21 69H22V67H21ZM36 69H38V68H36ZM53 69V70H52ZM85 69V70H86ZM88 69L84 72V74H83V76H80L79 75V73L77 72L75 75H72V73L70 74V70H71V68H70V70H68V71H66L67 73H69L71 76H72V78L73 77H77V74H78V76H80V79L79 80H81V77L83 78H86L85 76L88 74L87 73V71H88ZM110 69V70H109ZM108 70L109 71H111V68H109ZM162 69H164V71L165 72H163L162 71ZM3 70V69H2ZM11 70V69H10ZM16 70V71H17ZM33 70H35V69H33ZM45 70H47V67L45 68ZM81 70V69H80ZM80 70H77V71H79L80 73H81V71ZM83 70V69H82ZM94 70H92L93 71V75H94V73H95V71ZM107 70V69H106ZM105 70V71H106ZM108 70H107V72H108ZM113 70V69H112ZM117 70V69H116ZM132 70V71H131ZM158 70V71H157ZM188 70H190L189 72H188ZM14 71V70H13ZM49 71H50V68H48V70L47 71H44V73L46 72H48L47 74H45V75H47V78L44 76V74L42 73L43 72V70H41V68H40V73H38L39 74V76L38 77H40V78H42V77H45V79L47 80V81H45V80H41L40 78V80L41 81H38V77H34V79H35V81H38V82H36V83H39L40 85H42V87L41 86H37V89H39L40 87V94H42L43 95V92L45 91V89H47L48 88V86H58L57 84H59V82L60 83H62L61 81L63 80V75H62V77L60 76L59 77V79H58V77L56 78V79H54V77H52V80H51V77H50V75H52L53 74V72H52V74L50 73V75H49ZM50 71V72H51ZM76 71V70H75ZM118 71V70H117ZM151 71H153L152 73H153V75H155L154 77H153V79H152V77L151 76H153V75H151ZM161 71V74L163 75H161L160 74V76H162L161 78L159 77V72ZM21 72V71H20ZM39 72V71H38ZM65 72V73H66ZM72 72H74V71H72ZM88 72H91V71H88ZM113 72V76H114V70L112 71ZM116 72V71H115ZM125 72H128V71H125ZM150 74H149V73ZM158 72V73H157ZM163 72V73H162ZM185 73V72H187V74L189 75V73H190V75L188 76L187 74V76H185V78L186 77H188V79H187V82H188V80H189V82H188V85H190V82H191V87L189 88V90L191 89V91L190 92H188L189 90H186V88L185 87H187V83H184V81L185 80H183V79H181L182 78V73ZM218 72H222L221 74L219 73V75H220V77L217 75L218 74ZM34 73V72H33ZM41 73H42V76H41ZM75 73V72H74ZM92 73V72H91ZM142 73H144V74H142ZM147 73V74H146ZM155 73H157V75L155 74ZM167 73H168V75H167ZM195 74V77H194V75H191V74ZM3 74V73H2ZM2 74H0V76L2 75ZM19 75H20V73H18ZM22 74V73H21ZM36 74V73H35ZM116 74H121V73H117L116 72ZM127 74V73H126ZM148 74H149V76H150V81H148L149 79H148ZM164 74H165V76L166 77H164ZM222 74H223V76H222ZM14 75V74H13ZM23 75V74H22ZM49 75V76H48ZM65 75H67V74H65ZM89 75V74H88ZM87 75V76H88ZM91 75V74H90ZM89 75V76H90ZM93 75H91L90 77H93ZM96 75V74H95ZM94 75V76H95ZM102 75H103V77H105L106 78V76H104L105 75V73L103 74L102 73ZM124 75V74H123ZM178 75H180L179 77H178ZM3 76H4V74H3ZM67 76H69V75H67ZM98 76H96V77H98ZM112 76V73H111V75H110V77ZM111 77L112 79H114V77ZM117 76V75H116ZM176 76L179 78V80H181V82L183 81V85H182V83L181 82H179V80L176 78ZM217 76V77H216ZM66 77V76H65ZM89 77V78H90ZM96 77H94V78H96ZM102 77V82H104V78ZM118 77H120L119 78V80L121 79V77L123 78V76H118ZM124 77L126 78V76L124 75ZM157 77V78H156ZM190 77H192V79L190 78ZM2 78H4L3 79V84L5 83V79H7V78H5V77H2ZM50 78V79H49ZM62 78V80H60ZM67 78V77H66ZM66 78H65V80H66ZM69 78V77H68ZM67 78V79H68ZM71 78V77H70ZM71 78V80H74V79H72ZM79 78V77H78ZM77 78V79H78ZM88 78V77H87ZM85 79V81L86 80H89V78L88 79ZM94 78H91V80H89V81H91V83L93 84L94 83V81L92 82V80L94 79ZM99 79H101V77H98ZM109 78V76H107V78L106 79H108ZM175 78V79H174ZM9 79H10V77H9ZM14 79H15V77H14ZM31 79H32V77H31ZM77 79H75V85H76V83L78 82V80ZM98 79V80H99ZM117 79V78H116ZM160 79V80H159ZM54 80V81H53ZM56 80V81H55ZM58 80H60L59 82H57ZM70 80V81H71ZM83 80V79H82ZM97 78L95 79V83H97ZM171 80H178V83H180V85L178 86V85H176L177 86V89L179 90V92H182L181 91V88L183 87V86H185L184 87V89L186 90L185 92H188L189 94H186L185 96H190V94L191 93H195V94H197L196 93V91H198V90H201V89H203V92L204 93H206V94H204L203 92V94L202 93H200L199 92V94L201 95H204V97H206V98H204L203 100L205 101L203 104H201L202 102H201V100L199 99L200 97H199V94L197 95V96H194V98L192 97L191 98V96L190 97H185L184 95H182L181 93H178V94H176V95H174V96H172V95H169L170 97H167V98H165V97H160V96H155V95H157V91L159 90V89H157V90H155L156 88V86L157 85H160V86H158V88L159 87H161V88H168V89H170V87L171 88H176V86H174V84H177V81H171ZM206 80H207V82H206ZM7 81V80H6ZM9 81V80H8ZM50 81V82H49ZM64 81V80H63ZM69 79L68 80H66V84H69ZM84 81V80H83ZM89 81H87V82H82V81H80L81 83H83L82 85H83V88H85L84 87V84L85 83H89ZM107 81V80H106ZM110 81H111V79H110ZM110 81H108V82H110ZM118 81V80H117ZM208 81H210L209 82V84H208ZM0 82H1V80H0ZM22 82V81H21ZM20 82V83H21ZM31 82H32V80H31ZM42 82H48V83H46V85H45V88L42 90V88H43V85H44V83L42 84ZM51 82H52V84H55L54 82H57L56 83V85H52L51 84ZM68 82V83H67ZM80 82H78L79 84H80ZM99 82V81H98ZM112 82V81H111ZM116 82V81H115ZM127 82H129V83H127ZM64 84H65V82H63ZM71 83V82H70ZM95 83H94V88H96L97 86H98V84H96L95 85ZM107 83V82H106ZM124 83V82H123ZM198 84V86L196 85L194 88L196 89V91L194 92V88L192 87L193 86V84ZM213 83V84H212ZM1 84H2V82H1ZM34 84V83H33ZM31 85V86H34V85ZM38 84V85H39ZM48 84H50V85H48ZM72 84H74L73 83V81H72ZM72 84H70V88H71V86H72ZM90 84V83H89ZM99 84H100V82H99ZM103 84V83H102ZM208 84V85H207ZM5 85V84H4ZM8 85V84H7ZM37 85V84H36ZM48 85V86H47ZM60 86H58L59 88L60 87H62L61 86V84H59ZM75 85H73L74 86V88H76L75 87ZM81 85V86H82ZM101 85V84H100ZM104 85H105V82H104ZM117 85V84H116ZM125 85V84H124ZM174 86V87H172V86ZM212 85H214L215 87H213ZM1 86V85H0ZM29 86H30V84H29ZM46 86H47V88H46ZM76 86H79L78 88H77V90H79L80 88H82V87H80V85H76ZM86 86V85H85ZM89 85H87V87H86V89H85V91L87 90V88L89 89V87H88ZM102 86L103 85H101V87L100 86H98L99 88H102ZM113 86V85H112ZM118 86V85H117ZM121 86H123V84H121ZM120 86V87H121ZM182 86V87H181ZM206 86H208V88L210 89V90H212V91H208L209 89L206 87ZM227 86V87H226ZM5 87H6V85H5ZM36 87V86H35ZM39 87V88H38ZM58 87H57V89L56 88H53L52 89V87L50 88H48L47 90H46V92H44V93H46L47 94V92H48V90L49 91H51L52 92V95H54V93H55V91L56 92H58V94H59V92H61V90L60 89H58ZM67 87H68V85H67ZM67 87H66V91L68 90L67 89ZM93 87H92V89H93ZM105 87V86H104ZM106 87L108 88L109 87V84L107 83L106 84ZM106 87L104 88V89H106ZM119 87V86H118ZM124 87H126V86H124ZM128 87V88H129ZM198 88V90H197V88ZM207 88L208 90H204V88ZM226 87V88H225ZM64 88V87H63ZM63 88H61V89H63ZM74 88L72 89H69L67 92L69 93V91H71L70 93H71V95H77V96H79V94L81 93V94H83V92L82 91H78V92H80L79 94H76V91H75V93L73 92V90H74ZM98 88V89H99ZM113 88V87H112ZM121 88H123V87H121ZM128 88H126V90L128 89ZM139 88H141V90H139ZM213 88L215 89V91L213 90ZM228 88V90H226ZM2 90H3V88H1ZM20 89V88H19ZM36 89V90H37ZM55 89V90H54ZM98 89H96L95 90V93H96V91L98 90ZM124 89L125 88H123V91H124ZM176 89V91H178ZM193 89V90H192ZM27 90V89H26ZM34 90V89H33ZM52 90H54V91H52ZM81 90H83V89H81ZM117 90H120L119 88L117 89ZM153 90H155V91H153ZM167 90V89H166ZM172 90V89H171ZM170 90V91H171ZM222 91V92H224V90H225V92L227 93V95L225 94V92H224V94H222V92H220V91ZM230 90V91H229ZM38 91V90H37ZM37 91H35L36 92V94H37ZM41 91H42V93H41ZM64 91V92H63ZM61 93H62V95H61V97H60V95H58V97L56 96V98H57V100H56V98H53V100H51L52 102L54 101L55 102V100L57 101L56 102V104L58 103V100L60 99L61 100V98H62V96H63V94H66L67 92L65 91V89L63 90ZM84 91V90H83ZM104 91V90H103ZM103 91H100V92H103ZM105 91H107V90H105ZM111 91V90H110ZM109 91V92H110ZM116 93V96L118 97V96H121V95H119V94H117L118 92L116 91V90H114ZM138 91L140 92V93H138ZM152 91H153V93H152ZM160 91H162L163 92V90H161L160 89ZM160 91H158V93L160 92ZM167 91H169V90H167ZM217 91H219V92H217ZM244 91H248L249 93H247V94H245V95H242V93L244 92ZM50 92V93H51ZM66 92V93H65ZM73 92V93H72ZM88 92H89V90H88ZM91 92V91H90ZM94 92V91H93ZM92 92V93H93ZM125 92V91H124ZM128 92H125V94L123 93V95H126V93L128 94ZM209 92V93H208ZM5 93H6V91H5ZM94 93V94H95ZM98 94H100L99 92H97ZM97 93H96V95H97ZM104 93H106V92H103V95H105ZM120 93L122 94V91H120ZM164 93V92H163ZM162 93V94H163ZM211 93V94H210ZM218 93H220L221 95H219ZM232 93V94H231ZM2 94L3 95H5L6 96V94H4V90H3V92H2ZM2 94H0L1 96H2ZM35 94V95H36ZM43 95V97L44 96H46L47 97V101H46V98H45V103H49V101H50V99L48 98V97H50L51 96V94L49 95V94H47V95H49V96H47V95ZM80 94V95H81ZM85 94L88 96V94L87 93H84V97H85ZM93 94V95H94ZM107 94H109L108 92H107ZM208 94H210V95H208ZM217 94H218V96H220V97H218L217 96ZM228 94H229V96H228ZM232 95V97H231V95ZM34 95V96H35ZM55 95H56V93H55ZM54 95V96H55ZM71 95L69 94H67V96L65 95V97H67L68 98V96H70V98H68V99H65V97L63 96V102H65V103H63L62 102V100H61V102L63 103L62 105L63 106H66V108H68V107H71L72 108V111L69 109V112L68 111H66V113H70V116H77V115H79V114H77V115H75L76 113H77V111H80V113H82L83 114V112L80 110V108H79V110H76V113L75 114H73L74 113V110H75V108L77 109L78 108V106H79V100H81V99H79V98H76V99H73V100H76L77 102H74L75 104V107H73V103H72V97H71ZM74 95V96H75ZM93 95L91 96V97H93ZM101 95H102V93H101ZM101 95H97V96H101ZM123 95L121 96V98L123 97ZM164 95H165V93H164ZM164 95H161V96H164ZM201 95V96H202ZM222 95H226L227 96V98H226V96H225V98H224V101H222L223 100V97L224 96H222ZM33 96V97H34ZM40 96V95H39ZM38 96V97H39ZM73 96V97H74ZM82 96V95H81ZM81 96H79V97H81ZM86 96V97H87ZM108 95H106V97H107ZM127 96V95H126ZM168 96V95H167ZM32 97V96H31ZM36 97V96H35ZM37 97V98H38ZM41 97V99L42 100H37L36 99V101H38L39 103L40 102H43L44 100H43V97L42 96H40ZM84 97H81V98H84ZM85 97V98H86ZM90 97V96H89ZM90 97V98H91ZM96 97V96H95ZM105 96H104V98H106ZM109 97V96H108ZM198 97V98H197ZM3 98V97H2ZM2 98H0V99H2ZM59 98V99H58ZM84 98V99H85ZM88 98V97H87ZM86 98V99H87ZM102 98V97H101ZM110 98H111V96H110ZM112 98H115L114 96H112ZM129 98H127V99H129ZM130 98V99H131ZM189 98H191L190 100H188ZM203 98V97H202ZM221 98V99H220ZM34 99V98H33ZM40 99V98H39ZM52 99V98H51ZM55 99V100H54ZM79 99V100H78ZM93 99H94V97H93ZM92 98L91 99H89V100H93ZM96 99V98H95ZM97 99H98V97H97ZM96 99V100H97ZM116 99H118V98H116ZM123 99H125L126 100V98H123ZM122 99V100H123ZM132 99L131 100H129V101H132ZM31 100V99H30ZM49 100V101H48ZM60 100H59V102H60ZM66 100V101H65ZM67 100H68V102H69V100L71 101L70 102V106H67V104L66 103H68L67 102ZM83 100V99H82ZM89 100H86V101H89ZM102 100H104V99H102ZM107 100V99H106ZM109 100H111V99H109ZM108 100V101H109ZM112 100H115V99H112ZM119 100H121V99H119ZM125 100H124V102H125ZM152 100H154V103L155 104H157L156 106H155V109H154V112L155 111H157L158 109V112H156L157 114L155 115V114H152V113H154L153 111H151V110H149L148 109V107L150 108V107H152L154 104H152V106H151V104L149 105L148 103L150 102H152ZM202 100V101H203ZM220 100H221V102H220ZM1 101V100H0ZM2 101H3V99H2ZM8 101V100H7ZM50 101V102H51ZM100 100H98V102H99ZM116 101V100H115ZM118 101V100H117ZM127 101V100H126ZM30 102V101H29ZM33 102V101H32ZM61 102H60V104H57L59 107H56L57 105L55 104V106H54V104H53V106H49V105H51V104H49V105H46V104H44V102L41 104L40 103V105H39V103H38V105H39V107L42 105V106H44V105H46L47 107L49 106V107H53L52 109H54V107H56V108H58V110L59 111H57V112H60V109H62L63 110V108H64V113H62V110H61V114H62V116H61V114H59V116H61V117H64L65 116V119H63V120H65V121H67V120H69V119H67L68 117H69V115H68V117L65 115V110H66V108L65 107H60L61 106ZM83 102H85V100H83ZM82 101H81V103H83ZM97 102V103H98ZM106 102L107 101H105L104 103L106 104ZM110 102V101H109ZM124 102H121V103H124ZM128 102V101H127ZM127 102H126V104H127ZM198 102V103H197ZM208 102V103H207ZM218 104H217V103ZM4 103V102H3ZM47 103V104H48ZM92 102H90V104H91ZM96 103V102H95ZM112 103V102H111ZM120 103V104H121ZM130 103V102H129ZM132 103V102H131ZM131 103H130V105H131ZM185 103V104H184ZM210 103H212V104H210ZM240 103V104H239ZM242 103H244V104H242ZM30 104V103H29ZM28 104V105H29ZM33 104H35V103H33ZM37 104V103H36ZM44 104V105H43ZM65 104V105H64ZM71 104H72V106H71ZM77 104V105H76ZM86 104V103H85ZM93 104H94V102H93ZM114 104V103H113ZM125 103H124V105H122L123 107L126 105ZM134 104V103H133ZM132 104V105H133ZM134 104V105H135ZM235 104H237L236 105V107H233V106H235ZM5 105V104H4ZM84 105V104H83ZM82 105V106H83ZM87 105V104H86ZM101 105V104H100ZM115 105L117 106L118 104L117 103H115ZM114 105V106H115ZM131 105V107H135V106H132ZM149 105V106H148ZM218 105V106H217ZM37 106V105H36ZM41 106V107H42ZM45 106V107H46ZM77 106V107H76ZM82 106L80 105V107H81V109H83L82 108ZM85 106V105H84ZM83 106V107H84ZM88 106V105H87ZM91 105H89L88 107H90ZM92 106H94V105H92ZM91 106V107H92ZM112 106V105H111ZM110 106V107H111ZM122 106H121V108H122ZM193 106H195V105H193ZM27 107V106H26ZM31 107V106H30ZM41 107L39 108V110L41 109ZM46 107V108H47ZM48 107V108H49ZM88 107H87V109L86 108H84L83 109V111H88ZM90 107V108H91ZM95 107H97V106H95ZM95 107H93V109L95 108ZM120 107V106H119ZM126 107V106H125ZM131 107H129V105H128V108L130 109ZM163 107V108H162ZM192 107V106H191ZM1 108V107H0ZM33 108V107H32ZM56 108L53 110V111H51L52 109H48L47 111H44V113L46 112L47 113V117L48 118H50L49 120H51V119H53L54 121L56 120V119H54V118H56V117H52L51 115H53V114H50L51 112H54V113H56ZM60 108V109H59ZM98 108V107H97ZM99 108H100V106H99ZM112 108H114L113 106H112ZM30 109V108H29ZM38 108H36L35 110L36 111H38L37 110ZM42 109L43 110H45L44 109V107H42ZM92 109V110H93ZM117 109H120V108H118L117 107ZM147 109V110H146ZM165 109H167V110H165ZM68 110V109H67ZM89 110H91V109H89ZM98 110V109H97ZM112 110H114V109H112ZM125 110H127V112H129V110L128 109H126L125 108ZM125 110H123V111H125ZM184 110V111H183ZM42 110H40V111H38L39 112V114L38 113H36L37 115H40V114H42V112H41ZM116 111V110H115ZM123 111H121V110H119L118 112H123ZM144 111H145V113H144ZM147 111H151L152 113L150 114L149 112H147ZM183 111V112H182ZM188 110H186V112H187ZM190 111V110H189ZM27 112H29V110L27 111ZM50 112V113H49ZM92 112V111H91ZM90 112V113H91ZM114 112V111H113ZM117 112V113H118ZM46 113L44 114L45 116H46ZM79 113V112H78ZM93 113V112H92ZM114 113H116V112H114ZM116 113V114H117ZM130 113H128V118L130 117ZM183 113V115H181ZM184 113L186 114V115H184ZM190 113V115H191V118H193L192 119V121H191V124L192 125H196L197 124V120H198V118H202V117H204L205 116V114L206 113H204V112H196V111H193L192 113H191V111L189 112ZM31 114V113H30ZM57 114V113H56ZM56 114H54L55 116H58V115H56ZM63 114H64V116H63ZM82 114H80V116L82 115ZM85 114V113H84ZM89 114V113H88ZM87 113L85 114V115H87V116H89L88 118L89 119H91L92 117H91V115L89 114L88 115ZM98 114V113H97ZM99 114H100V111H99ZM123 115H125L124 114V112L122 113ZM147 114H149V118L147 117ZM167 114H168V111H167ZM169 114V115H170ZM33 115H34V113H33ZM32 115V116H33ZM43 114H42V116H44ZM85 115H84V117H85ZM115 115V114H114ZM118 115H119V113H118ZM117 115V116H118ZM123 115H121L122 117H123ZM144 115H145V117H144ZM179 115H181L182 117H180ZM223 116H224V114H222ZM221 114H219V115H217L218 117H216L215 119H218V118H221V116H222ZM42 116L40 115V119L42 120L43 119V121H45V119L44 118H46V120H47V117H43L42 118ZM49 116H51V117H49ZM73 116H72V119L71 120H69V121H72L73 119H77L75 122H77L78 121V119H80V118H78V116H77V118H73ZM79 116V117H80ZM99 116V115H98ZM116 116V115H115ZM126 116H127V114H126ZM220 116V117H219ZM222 116V117H223ZM59 118L58 120H57V123L59 122L60 124L63 122V121H61V119L62 118ZM67 117V118H66ZM101 117V116H100ZM99 117V118H100ZM120 117V115L118 116V117H116L117 118V120L119 121V120H122L123 122L122 123H124V125L127 123V122H125L124 121V118L122 119V117H121V119H118ZM151 117V118H150ZM162 117V116H161ZM173 117H175V119L173 118ZM30 118H33V117H30ZM85 118H87V117H85ZM88 118H87V120H88ZM132 118V117H131ZM144 118V119H143ZM149 119V120H147V119ZM155 118H158V117H155ZM67 119V120H66ZM178 119H176V121L175 122H177L178 123ZM180 119V120H181ZM41 120H39L40 122H38V123H40V124H42V125H40V126H43V124H44V126H45V124L47 125V122H49V121H47L46 123H43V122H41ZM53 120H51V121H53ZM116 120V121H117ZM127 120V119H126ZM138 120H139V122H138ZM141 120V121H140ZM161 120V119H160ZM171 120V121H172ZM220 120V119H219ZM114 121V124H116L115 123V120H113ZM144 122V124H143V122ZM186 121H187V119H186ZM73 123H75L74 122V120L72 121ZM87 122V121H86ZM112 122V121H111ZM120 122V121H119ZM142 123L141 125L142 126H140V124L139 123ZM38 123H37V125H38ZM54 123H56V121L54 122ZM58 123V124H59ZM64 123V122H63ZM62 123V126H63V128L65 127L64 125H65V123L63 124ZM69 123V122H68ZM68 123H66V127L68 128V130H70V129H72V130H70L71 132H78L77 131V129L80 131V129L81 128H84V127H82V125L79 127V128H76V124L73 126V124L72 123H70V125L72 124V126L71 127H68ZM109 123V125H110V122H108ZM129 123V122H128ZM165 123V122H164ZM173 123H174V121H173ZM51 124H53L52 122H51ZM50 124V128H52V126L53 125H55V124H53V125H51ZM58 124H56L55 126H53L54 128H53V130H55V129H57V130H59L58 131V133L60 134V129H62L61 127V125H59L60 126V128H58L59 126H58ZM121 124V123H120ZM158 124V125H157ZM256 124V125H255ZM69 125V126H70ZM113 125V124H112ZM119 125V124H118ZM122 126H123V124H121ZM121 125H119V128L121 127ZM132 125H134V126H132ZM139 125V126H138ZM165 125H168V124H165ZM39 126V125H38ZM37 126V127H38ZM56 126H58L57 128H55ZM113 126H115V125H113ZM48 127H49V124H48ZM77 127H78V125H77ZM128 127V128H129ZM41 127H39V128H37V129H40ZM43 128V127H42ZM44 128H47V126L46 127H44ZM73 128H74V130H73ZM124 128V127H123ZM35 129H36V127H35ZM34 129V130H35ZM36 129V130H37ZM66 129V128H65ZM111 129H113L112 128V126H111ZM125 129V130H126ZM149 129V128H148ZM28 130V132H29V130L30 129H27ZM33 130V132H35ZM41 130H43V129H41ZM49 130V133L48 134H50V136L51 135H53L54 137H52L51 136V138L50 139H54V143H58V145H60L61 143H60V141L58 142V140H61L62 139V135H61V139H60V135L58 134V135H56V134H54V132L53 131H50L51 129H48ZM47 130V131H48ZM114 130H115V128H114ZM116 130H118V128H117V126H116ZM120 130V129H119ZM124 130V131H125ZM129 130V129H128ZM127 130V131H128ZM134 130H135V132H134ZM159 130V131H158ZM165 130V131H164ZM26 131V130H25ZM24 131V132H25ZM31 131V133L29 132H26V133H28V135H31L33 132H32V129L30 130ZM62 131V130H61ZM64 131V133H63V136L65 135V136H68L69 137V134L68 135H66V130H63ZM105 130H103V132H104ZM132 131H128V133L129 132H131V133H127L128 135H131L132 136ZM163 131V132H162ZM37 132V131H36ZM35 132V134L37 135V137L35 138L36 140H37V138H38V136H41V133H39V130H38V132L36 133ZM45 132V131H44ZM71 132H69L70 133V135H73V133H71ZM108 132V131H107ZM110 132V131H109ZM108 132V134H111V133H109ZM115 133H116V131H114ZM119 132H121V130L119 131ZM147 132V133H146ZM79 133V132H78ZM138 133V134H137ZM168 135H167V134ZM34 134V133H33ZM38 134H40V135H38ZM44 134V133H43ZM47 134V140H48V135ZM75 134V133H74ZM107 133H105V135H106ZM117 135H118V133H116ZM122 138L120 137V138H117V139H115L114 138V134H112L113 136H111V137H113L112 138V140L114 141V142H116L117 140H119V141H121L120 139H122L123 140V136L125 135H127L126 134V132H125V134L123 133V129H122ZM140 134H142V136L140 135ZM155 134V135H154ZM28 135L26 134V137H27V139L29 138L30 139V141H32L31 139L32 138H34V135H32V137L30 136V137H28ZM56 135V136H55ZM119 135H121L120 133H119ZM138 135H140L139 137H137ZM148 135H149V137H148ZM151 135H154V137L156 138V142L153 140V139H155V138H152L151 137ZM178 136H180L179 135V133L177 134ZM176 135V137H178ZM49 136V137H50ZM64 136V137H65ZM74 136V135H73ZM72 136V137H73ZM109 136V135H108ZM124 136V137H125ZM165 136H167V138L165 137ZM174 136H175V134H174ZM45 137V136H44ZM56 137H57V139H56ZM67 137V138H68ZM71 137V136H70ZM72 137H71V139H72ZM243 141H245V142H248V143H252L251 142V140H250V134L249 133H244V135H243ZM40 138V137H39ZM38 138V139H39ZM43 138V137H42ZM59 138V139H58ZM152 138V139H151ZM157 138H159V139H157ZM29 139L28 140H26V141H28V143H29ZM41 139V138H40ZM40 139H39V141H40ZM66 139V138H65ZM75 139V138H74ZM73 139V140H74ZM108 139H111V138H108ZM115 139V140H114ZM149 139V140H148ZM47 140H46V142H47ZM63 140V139H62ZM61 140V141H62ZM69 140V139H68ZM128 140V141H129ZM152 140L154 141V143H152ZM163 140V139H162ZM159 141L158 143H160V144H162L163 145V142H165V140H163V141ZM39 141H33L31 144H28V145H34L35 147L37 146V144H39ZM44 141H45V139H44ZM56 141V142H55ZM64 141V140H63ZM66 141V140H65ZM78 141V140H77ZM131 141V140H130ZM150 141V143H148ZM168 141V140H167ZM167 141H166V143H167ZM23 142V141H22ZM25 142V141H24ZM37 143V144H35V143ZM42 142V141H41ZM41 142H40V144H41ZM46 142H43V143H46ZM48 142H50L49 144H47L48 145V147H49V145L50 146H54L55 144H53V143H51V140L50 141H48ZM73 143H74V141H72ZM76 142V141H75ZM60 143V144H59ZM68 143H71V140H70V142L68 141ZM77 143V142H76ZM82 143V142H81ZM80 143V144H81ZM120 143V145H121V143H122V145L124 144L123 143V141H121V142H119ZM118 143V144H119ZM152 143V144H151ZM13 144H15V143H13ZM27 144V143H26ZM45 144V145H46ZM79 144V145H80ZM85 143H83V144H81V145H84ZM118 144L116 145V146H118ZM148 144H150V145H148ZM154 144H155V146H154ZM253 144V143H252ZM12 145V144H11ZM28 145H24L25 146V148L27 149L28 148V150H26L25 148H24V146H23V148H24V150H25V153L26 154H31V152H33L32 150V148H30ZM33 145L31 146V147H33ZM45 145H44V147H45ZM57 144L55 145L56 147V150H55V148L53 149L52 147H50V148H52L53 150H55L54 152H55V154L56 155H54V152H53V150L52 151H50V149L48 150V152L50 151V152H52V154L54 155L53 157L54 158H56L55 156H57V153H58V151L61 149H57V148H59V147H57L58 146ZM65 145V142H64V144L63 145H61V146H64ZM71 146L73 145V144H70ZM75 145V144H74ZM73 145V146H74ZM88 145V144H87ZM95 145H98V144H95ZM133 144H131V146H132ZM151 145H152V147L153 148H151ZM22 146H20V147H22ZM40 146V148H41V145H39ZM72 146V147H73ZM93 146L94 145H92V147L91 148H93ZM99 146V145H98ZM97 146V147H98ZM101 146V145H100ZM131 146H130V148H129V150H131ZM150 146V147H149ZM159 146V145H158ZM161 146V145H160ZM170 146V145H169ZM48 147H46V148H48ZM65 147V146H64ZM77 147H78V144H77ZM133 147V146H132ZM133 147V148H134ZM140 147V148H139ZM149 147V148H148ZM162 147H164V146H161V148ZM34 148V147H33ZM40 148H38V146H37V148L36 149H38V150H40ZM46 148H44V149H46ZM63 148V147H62ZM86 148V146L84 147V150H86L85 149ZM88 148H90V147H88L87 146V149ZM90 148V149H91ZM99 148V147H98ZM98 148H96V149H98ZM119 148V147H118ZM121 148V147H120ZM119 148V149H120ZM138 148H139V151H138ZM159 149H161L160 147H158ZM166 147H164V148H162L161 150H158L159 151V153H157L158 155L160 154V155H162L163 156V154H164V156H166V154H167V156H172V155H174L175 153H176V150H175V148H170V149H168V147L165 149ZM77 149V148H76ZM135 149V148H134ZM148 149H150L149 151H148ZM22 151V149L21 148H19V150L18 151ZM23 150V151H24ZM30 150H31V152H30ZM38 150H36L37 152H38ZM42 150V149H41ZM40 150V151H41ZM62 150V149H61ZM78 150H82V149H77V151ZM115 150H118V149H115ZM223 149H221V148H218V152H219V154L221 155V156H218V159H220V158H224V159H229V155L230 154H228V153H230V151H228V152H225V151H222ZM35 151V153H32V154H36L37 152ZM47 151V150H46ZM120 151V150H119ZM119 151H117V152H119ZM133 151V150H132ZM150 151H152L153 153H151V154H148V152H150ZM157 151V152H158ZM161 151V152H160ZM162 151H167V152H162ZM29 152V153H28ZM50 152H49V156L51 155L50 154ZM57 152V153H56ZM60 152V151H59ZM79 152H81V151H79ZM85 152V151H84ZM127 152H129V151H127ZM126 152V154H127V161L125 160L126 159V156L125 155H123V156H125V159H124V157L122 156V157H119V160H120V158L122 159L123 158V160H125V162L126 163H128V161H129V163L130 162H132V160L130 161V159H131V155L129 156V154H130V152L129 153H127ZM5 153V152H4ZM40 152H38V154H39ZM42 153V152H41ZM76 153V152H75ZM78 153V152H77ZM45 154V153H44ZM59 154V153H58ZM66 154V153H65ZM228 154V155H227ZM25 154H23L22 156H24ZM37 155V154H36ZM36 155H35V157H36ZM41 155V154H40ZM40 155H38L37 157H39ZM59 155H61V152H60V154ZM58 155V157L59 158H56V159H59V160H56V159H54V158H52V156H50L52 159V161L49 159L48 161L50 162H53V159H54V161H60V157L61 156H59ZM138 155H140V157L138 156ZM141 155H143V156H141ZM154 155H156V152H155V154ZM14 156V155H13ZM33 156V155H32ZM64 157H62V159L63 158H66L67 157V154H66V157H65V155H63ZM121 156V155H120ZM17 157V156H16ZM26 157V156H25ZM25 157H24V159H25ZM128 157H130V159H128ZM135 157V156H134ZM6 158V157H5ZM23 158V157H22ZM22 158H20L21 159V161L23 160L24 162H27V163H30V162H32L33 160L32 159H30V161H27L26 159L24 160V159H22ZM40 158V157H39ZM44 158H45V156H44ZM117 158L118 157H116V158H114V160L115 161H117ZM133 158V157H132ZM144 158V157H143ZM7 159V158H6ZM5 159V160H6ZM15 159V158H14ZM27 159H28V155H27ZM35 160H37V158H34ZM4 160V161H5ZM29 160V159H28ZM64 161H65V159H63ZM118 160V161H119ZM147 160V161H146ZM3 161V162H4ZM15 161H17L18 163H21L20 162V160H16L15 159ZM45 161V160H44ZM121 161V160H120ZM0 162H2V160L0 161ZM3 162H2V164H3ZM8 162H9V160H8ZM34 162H36V161H34ZM34 162H32L31 164H32V166L34 165V166H36L37 164H39V162L36 164H33ZM46 162H47V160H46ZM58 162H55L56 164L55 165H57V163ZM133 162H134V159H133ZM23 163V162H22ZM21 163V164H22ZM59 163H61V161L59 162ZM123 163H124V161H123ZM1 164V165H2ZM6 164V163H5ZM17 164V163H16ZM30 164V165H31ZM41 164H43V163H41ZM51 164H53L54 165V163H51ZM105 164V163H104ZM107 164V165H106ZM106 166H108V162H106ZM136 164H137V162H136ZM8 165V164H7ZM9 165H10V162H9ZM29 164H26L25 165V163H24V166H28ZM29 165V167H32V166H30ZM40 165V164H39ZM39 165H37V166H39ZM48 165V164H47ZM110 165V164H109ZM118 165V164H117ZM117 165H116V167L114 168V169H116L117 168ZM17 166V168H21V167H19L18 165H16ZM20 166H23V164L22 165H20ZM22 167V168H25L26 170H27V168L26 167ZM49 166V165H48ZM103 166V164L101 165V167ZM111 166V165H110ZM109 166V167H110ZM115 166V165H114ZM3 167V166H2ZM9 167V166H8ZM8 167H6L7 169H8ZM11 167V166H10ZM13 167H15V164H14V166ZM28 167V168H29ZM47 167V166H46ZM108 167V169H106V170H110L111 171V169ZM111 167H113V165L111 166ZM22 168L21 169H19L21 172L23 171V170H25V169H23L22 170ZM36 168V167H35ZM104 168V166L101 168V169H103ZM0 169H1V167H0ZM4 169H5V167H4ZM7 169H6V171H7ZM11 169H12V167H11ZM14 169V168H13ZM34 169V168H33ZM47 169V168H46ZM118 169V168H117ZM148 169V170H147ZM8 170H10V169H8ZM16 170V169H15ZM14 170V171H15ZM18 170V169H17ZM31 171H32V169H30ZM35 171L36 170H38V169H34ZM41 170V169H40ZM48 170V169H47ZM103 170H105V168L103 169ZM105 170V171H106ZM113 170V169H112ZM120 170V169H119ZM150 170V171H149ZM1 171H3L2 169H1ZM5 171V172H6ZM116 170H114V171H112V172H114V174L116 173L115 172ZM149 171V172H148ZM16 172V171H15ZM14 172V173H15ZM24 172V171H23ZM147 172V173H146ZM18 173L19 174H21L20 176H21V178H30V179H32L33 178V176L32 175H30V176H32V177H29V175H26V174H24V173H26V172H24V173H20L19 171H18ZM28 173V172H27ZM32 173V172H31ZM39 173V172H38ZM38 173H37V175H38ZM41 173H44V172H41ZM12 174V173H11ZM22 174H23V177H22ZM40 174V173H39ZM0 175H3L2 174V172H0ZM7 175V174H6ZM5 175V176H6ZM13 175V174H12ZM18 174H16V176H17ZM24 175H26V176H24ZM4 175H3V177L4 178H2L1 176H0V264H55V259H56V254L55 253H57V252H59L60 250H70V249H72V247L71 246H69L68 244H66V245H68L69 247H63L62 249L60 248L59 249V251L58 250H56V247H57V244L60 242V238H62V236L64 237V238H69V236H67L66 235V233H68L67 232V230H68V225H66V223H63V222H60L61 220H57V215H55V213H56V210H55V208H56V203H54L53 204V202L52 201H50V200H48L46 197H44V194H42V192H40L38 189L39 188H37L38 186H41L40 184L37 186L36 184V182H32L31 184L33 185H31L33 188H35L36 187V191L37 192H40L41 194H42V197H41V194L39 195V197H38V194L39 193H35V190H31V188L29 187V190H31V191H33V193H35V195H33V193L30 191H24V190H27L28 189V186L29 185H27V189H22V184H20L21 185V190H19V188H17V187H15V186H18V185H16L15 184V186H13V187H11L12 185H14V183H12L11 182V178H10V173H9V178L11 179L10 180V182H11V184L12 185H8L5 181L8 179V176H7V178L5 177ZM36 175L34 174V177H35ZM42 176V175H41ZM160 176H163V174H160ZM103 177V176H102ZM101 177V178H102ZM139 177H141V179H138ZM15 178V177H14ZM23 178V181H25V179ZM126 178V177H125ZM124 178V179H125ZM208 178H209V176H208ZM207 178V179H208ZM249 178H250V176L247 178V179H245V180H243V181H241L240 183H238V184H236L235 185V187L232 189V190H228V189H225V190H223V191H221L219 194H218V197H217V199L216 200H214V201H211V204H210V202H208L207 204L209 205V208H207V206L208 205H206V206H204L200 211L197 209V210H195V209H189V210H183V209H181V208H178V211H177V213L179 212V214H177L178 216H179V219L178 218H176L175 216H174V219H176L177 220V222L175 223H172V224H169V226H167V227H169L168 229H167V227H165V231L163 230V228L161 227V230H159L160 232V234H158V233H155L153 236H148V238H145L146 240H148V241H154V243L156 242V240L158 239V237H157V235L156 234H158L159 235V237H160V235L163 237V235L162 234H165V237H163V238H168L167 239V241L166 242H164V244L163 245H161L162 243H160L161 241L160 240H162V237L160 238V240H159V245H156L154 248H155V250L156 249H159V248H162L165 252L167 251V255L168 256H166L165 257V255H161V258H160V254L161 253H159V251L160 250H157L158 251V255H157V252H152L153 250H154V248L152 249V251L150 252L149 251V249H148V244L149 243H151V242H149L148 244L147 243H145L146 241H145V239H142V241L141 242H143L142 244L138 241V244L136 245V248L133 250V252H135V250H138L139 251V249H141V247H143V249H144V251L147 249V254H143V249H141L140 250V252L142 251V255H141V257L139 258V259H141V261L139 260V264H143V263H145V264H148V262L150 263L151 262V264L153 263V264H161L160 262L163 260V261H165V264H168V263H171V261H169L170 259L172 260V258H170L168 261H166L171 255H173V258L174 259H176L177 257H179L180 256V253H181V256L178 258V259H176L175 261H177V262H179V263H176L175 261H174V264H182L181 262H183L184 263V261H187L188 262V264H192V259L190 260V261H188L189 260V258L188 257H190V255H188L186 252V254H182V252H183V250L185 249V247H183V244L185 245L187 242H188V244L189 245H193L195 242L194 241H196V243L197 242H200V244L199 243H197V244H194V247H196V252H200V251H198V249L200 250H203L204 248H207L208 247V245H209V247H210V243L212 244V245H214L215 244V246H216V243L217 244H219L220 246H218L217 245V253H218V255H219V257L218 256H216V255H214L213 256V254L211 253V252H209V251H212L213 250V253H214V249L212 248L211 250H210V248L212 247H208L209 249V251H201V253H197V254H199V256H203V257H207L206 259H208L209 258V260H211V263L213 262V263H216V262H219V263H221V264H264V198L263 199H260V201H259V203L257 204V203H255L254 201H253V198L252 197H250V194L253 192V188L255 187V185H258V184H261V183H264V174L262 175V176H260V177H258L257 178V180H256V184L254 185V186H251V184H250V182H249ZM30 179L29 180H27V181H25V182H28V181H30ZM103 179V178H102ZM106 180H107V178H105ZM138 179V180H137ZM225 178H223V177H217V180H224ZM19 180V179H18ZM109 180V179H108ZM137 180V182L136 183H134L135 181ZM141 180V181H140ZM8 181V183H9V180H7ZM15 181L16 182H19V181H17V179L15 178ZM14 181V182H15ZM23 181H21L22 183H25V182H23ZM138 181H140V182H138ZM7 184L8 186H6L5 184ZM21 182H19V183H21ZM37 182H40V181H37ZM102 182H104L103 180H102ZM106 182V181H105ZM207 182H208V180H207ZM33 183H35V185L36 186H34V184ZM10 184V183H9ZM18 184V183H17ZM27 184H30V183H27ZM20 185H19V187H20ZM148 184L146 183L145 184V186L143 187V189H142V191L143 192H146V194L148 193V186H147ZM26 188V186L25 185H23V188ZM128 188V190H131L132 188ZM32 188V189H33ZM127 189V188H126ZM125 189V190H126ZM19 190V191H18ZM127 190V191H128ZM123 191H124V189H123ZM132 193L134 192V188H133V190L131 191ZM117 193V192H116ZM37 195V196H36ZM115 196H119L118 194L117 195H115ZM44 197V198H43ZM124 197H125V194H124V196H122V198L124 199ZM125 199H126V197H125ZM142 199V198H141ZM94 200V199H93ZM142 200H145L142 204L145 206V202L147 201V199H145V198H143ZM219 200H220V202H219ZM95 201V200H94ZM97 201V200H96ZM95 201V202H96ZM127 201H128V199H127ZM154 199L152 200V202L151 201H149V206H151L152 208H149V212H148V204L144 207L143 205H142V212H144V214L142 213V215H144V216H146V218H148V219H157L156 217H158V215H163L162 213H164V215L166 216V212H167V214L170 212L169 210H171V207L169 206V203L167 204V201H165V200H162V201H165L164 202V204H163V202L161 201V200H159L158 202H159V204H160V206H159V204H158V202H156V204L154 203ZM91 202V201H90ZM94 202V203H95ZM160 202H162V203H160ZM217 202H219L218 204H217ZM92 203V202H91ZM130 203V202H129ZM151 203H154V205H155V207H157V208H155L154 207V205L152 204L151 205ZM168 205V206H167ZM165 206V207H164ZM160 207V208H159ZM161 207H162V209H161ZM167 207V208H166ZM144 208H146V209H144ZM170 208V209H169ZM207 208V209H206ZM95 209H97V214H99L100 216H102L100 213H98V211H100L98 208H95ZM94 209V210H95ZM154 209L156 210V209H158V210H156V211H154ZM159 209H161V210H163V212H161V210H159ZM166 209V210H165ZM182 210V212H181V210ZM118 210V209H117ZM116 210V211H117ZM152 211H154V212H152ZM183 211H185L184 213H183ZM151 212V213H150ZM115 213H118V211L117 212H115ZM149 213V214H148ZM112 214H114L113 212H112ZM112 214H111V216H112ZM175 214V215H176ZM94 215V217L96 218V213L95 214H93ZM99 215H97V220H98V218L100 217ZM115 215V214H114ZM119 215V214H118ZM118 215H116V217L118 216ZM261 215H263V216H261ZM89 216H92V214L90 213V215ZM214 216V217H213ZM222 216V217H221ZM86 217V216H85ZM88 217V216H87ZM93 217V218H94ZM113 217H115V216H113ZM112 217V221H110V223H109V225H105V226H109V227H107V228H112V226H111V223L112 222H116V220L114 219ZM155 217V218H154ZM206 217H211L212 219L210 220V218L209 219H207ZM219 217H221L222 218V220L223 221H219ZM90 218V217H89ZM100 218H102V217H100ZM118 218H120V215L118 216ZM205 218V219H204ZM85 219V218H84ZM91 219V218H90ZM193 219V220H192ZM214 219H215V221H214ZM218 221H217V220ZM227 220V222L225 223L224 222V220ZM82 220H83V218H82ZM101 221H102V219H100ZM118 220V219H117ZM197 220H199V222H200V224L201 223H203V224H201V225H203V226H201V229H200V224L198 223V221ZM200 220H202V221H200ZM206 220V221H205ZM65 221V220H64ZM101 221H100V224H99V227H100V225H101ZM206 222V224H204V222ZM208 221H210V222H208ZM83 222H84V220H83ZM90 222H92V221H90ZM97 222V221H96ZM108 222V221H107ZM180 222V227L178 228V226L179 225H177V223H179ZM212 222V223H211ZM67 223H68V221H67ZM75 223V222H74ZM98 223V222H97ZM106 223V221H104V224ZM64 224V225H63ZM81 224V223H80ZM83 224H85V223H83ZM89 224V223H88ZM87 224V225H88ZM102 224H103V222H102ZM104 224H103V226H104ZM174 224H176V227H175V229L177 230L178 229V234H180L181 235V233L183 232V231H185L184 232V234H182L183 236L184 235H187L186 233H188V229L189 228H191V227H194V228H196V230L197 231H201L202 229L203 230H207L208 231V229H209V227H210V229H213V231L214 232H212V233H209V234H207V233H205V236L204 235H201V233H199L198 234V236H200V238H198V237H195V236H197V235H192V234H188L187 235V237H181V238H179L178 240L182 243V242H184L183 244H180V245H176L175 244V242H176V237H179V236H177L178 234L177 233H173V235H172V233H171V231L173 232H175V229L173 228V225ZM74 225V224H73ZM79 225V224H78ZM90 225V224H89ZM113 226H114V224H112ZM116 225V224H115ZM207 225V226H206ZM209 225V226H208ZM70 226H72V225H70ZM83 226V225H82ZM103 226H101L100 228L98 227V230L100 229L101 230V228H103ZM105 226H104V231H105ZM206 226V227H205ZM76 228H77V226H75ZM79 227V226H78ZM86 227V226H85ZM88 227V226H87ZM86 227V228H87ZM96 227H97V225H96ZM115 227V226H114ZM173 229H172V228ZM171 228V229H170ZM182 228H183V231H182ZM198 228H199V230H198ZM208 228V229H207ZM215 228V229H214ZM71 229V228H70ZM73 229V228H72ZM114 229V228H113ZM160 229V228H159ZM184 229H186L187 230V232H186V230H184ZM97 230V231H98ZM99 230V231H100ZM103 230V229H102ZM216 230H218L219 232H221V233H219L218 231H216ZM61 231V234L59 233V232ZM79 231V230H78ZM164 231V232H163ZM216 231V232H215ZM63 232V233H62ZM163 232V233H162ZM169 232V233H168ZM202 232V231H201ZM204 232V231H203ZM202 232V234H204ZM60 234V237H59V234ZM168 233V234H167ZM215 233V234H214ZM103 234V233H102ZM166 234H167V236H166ZM176 234V235H175ZM212 234V235H211ZM219 234H221L220 236H219ZM223 234V235H222ZM67 237H66V236ZM156 235V236H155ZM229 237H228V236ZM192 237V239H190L189 240V238H191ZM209 236H212L211 237V239L212 240H210L209 242L210 243H208V237ZM216 236V237H215ZM218 236V237H217ZM226 237L227 236V238H228V240H229V244L226 246V245H222V244H220V241H219V237ZM59 238V240H58V243H57V238ZM157 237V238H156ZM172 237V238H171ZM175 238V240H174V238ZM215 237V238H214ZM155 238H156V240H155ZM197 238V239H196ZM219 238V239H218ZM171 239H173L174 241V243L173 242H171L172 240ZM196 239V240H195ZM200 239V241H197V240H199ZM207 241H206V240ZM231 239H233V240H231ZM69 240V239H68ZM207 242H205V241ZM218 240V241H217ZM56 241V242H55ZM62 241V240H61ZM64 241H67L66 239H64ZM63 241V242H64ZM192 241V242H191ZM202 241H203V243H202ZM211 241H213V242H211ZM217 241V242H216ZM69 242V241H68ZM67 242V243H68ZM186 242V243H185ZM205 242V243H204ZM215 242V243H214ZM219 242V243H218ZM57 243V244H56ZM153 243V244H154ZM170 245H169V244ZM193 243V244H192ZM235 243V244H234ZM60 244L61 245H64L65 244V242H64V244L62 243V242H60ZM139 244H141V247L139 246ZM152 243H151V245H153ZM165 244H167V245H165ZM188 244H186L187 246H189ZM206 244H207V247H206ZM59 245V244H58ZM61 245H59L58 247H60ZM71 245V244H70ZM143 245V246H142ZM176 245V247H175V249H173V251H171V249H169V250H167L168 249V247H171V248H174V246ZM182 245V246H181ZM197 245V246H196ZM198 245H200V247H198ZM205 245V246H204ZM144 246H145V248H144ZM148 246V247H147ZM158 246V248H156ZM160 246V247H159ZM163 246H165V248L163 247ZM168 246V247H167ZM202 246H204V248H202ZM214 246V247H215ZM57 247V248H58ZM147 247V248H146ZM178 247V248H177ZM180 247H183L182 249L180 248ZM70 248V249H69ZM167 248V249H166ZM176 248H177V251L178 250H180L179 252H177L176 251ZM180 248V249H179ZM186 248H188V250H191V248H193V246L191 247L190 246V248L189 247H186ZM166 249V250H165ZM67 250V251H68ZM163 250H161V252L163 251ZM186 250V249H185ZM55 251H57V252H55ZM178 254L179 253V256H177V254L175 253V252ZM219 251H220V253H219ZM64 252V251H63ZM63 252L61 251V253L63 254ZM139 252V253H140ZM171 252H173V253H175V254H171ZM204 252V255L202 254ZM222 252H224L227 256L225 257V254L223 253L222 254ZM253 254H252V253ZM60 253V252H59ZM66 253V252H65ZM149 253V254H148ZM209 253H211V254H209ZM246 253H250V254H252V257H248L247 255H246ZM58 254V253H57ZM141 254V253H140ZM171 254V255H170ZM208 255V256H205V255ZM144 255V256H143ZM187 255H188V257H187ZM195 255H196V253H195ZM210 255L212 256V257H210ZM223 255V256H222ZM64 257L66 256V254L65 255H63ZM68 256V255H67ZM149 258H148V257ZM150 256H152V257H150ZM156 256H158L159 258H157ZM162 256H163V259H162ZM175 256H176V258H175ZM184 256V257H183ZM222 256V257H221ZM247 256V257H246ZM63 257V258H64ZM69 257H71V256H69ZM144 257H146V259H148L147 261L148 262H146L145 261V259H144ZM156 257V258H155ZM168 257V258H167ZM181 257H183V258H181ZM224 257V258H223ZM143 258V259H142ZM167 258V259H166ZM181 258V259H180ZM187 258H188V260H187ZM210 258H212V259H210ZM234 258H236V259H241V260H233ZM59 259V258H58ZM62 259V258H61ZM66 259H67V257H66ZM66 259H64V261L66 260ZM150 259H152L151 261H150ZM156 259H158L157 261H155ZM162 259V260H161ZM69 260V259H68ZM68 260H66V262L65 263H67V261ZM145 261V262H143V261ZM155 262H154V261ZM179 260V261H178ZM184 260V261H183ZM208 260V261H209ZM58 261H60V260H58ZM63 261V260H62ZM63 261V262H64ZM70 261V260H69ZM160 261V262H159ZM197 261V260H196ZM245 261V262H244ZM61 262V261H60ZM71 262V261H70ZM158 262V263H157ZM166 262H168V263H166ZM190 262V263H189ZM69 263V262H68ZM173 263V262H172ZM194 263V262H193ZM212 263V264H213ZM218 263V264H219ZM70 264V263H69ZM194 264H196V263H194Z\"/></svg>",
    "mask_w": 264,
    "mask_h": 264
}]
</instances>
